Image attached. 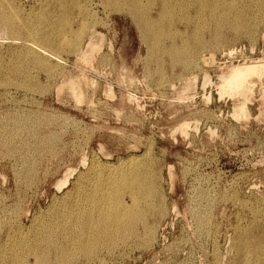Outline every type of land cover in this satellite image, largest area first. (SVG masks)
<instances>
[{"label":"rangeland","instance_id":"374dc122","mask_svg":"<svg viewBox=\"0 0 264 264\" xmlns=\"http://www.w3.org/2000/svg\"><path fill=\"white\" fill-rule=\"evenodd\" d=\"M0 1L7 4V6L9 5L8 7H11L12 10L14 12H16L15 13L16 18L18 20L20 19L21 21H23L25 23L36 22V20L39 18V13H40V16H46V18L50 17L49 18L50 20L51 19L52 20L59 19L62 17L61 16L62 7L65 5H68V4H69V6L73 5L72 8L78 7L79 9H76L75 11H73L71 14V17L68 16L70 18V22H71L70 27L71 28L72 27L77 28L79 26L78 25L79 20L75 19L76 21H74L75 16H73V15H74V13H77V10H81V12L83 14L82 21L86 22L90 26V29H94V30H96V33H99V36H96L95 38H97V40H99L100 36L103 35L102 39H104L102 51H100V53L97 54L96 59H95L96 61L93 62V65H92L94 67L93 69L91 67V69L89 70L86 65H82L80 63L78 64L77 58L75 57V55L73 53H72L73 54L72 55L71 53H68L69 51H67V50H61V51L59 50L62 54L59 51H58V53H56V51H55V53L59 54L58 56H60V58H59L60 63L57 62V64L59 65L58 69L61 68V70H58L57 72H50V71L47 72V70H45L44 68H40V66L38 64H36V65L32 64L33 62L31 63L30 59L25 57L26 52H24L25 50L22 48V44L25 42V40H28V39H26L27 37L25 36V34H26L25 28L23 30V27L18 25L21 27V29H20V27H17L18 28V33H17L18 35H16L14 38H16L15 41L17 43L18 42L19 43L16 46V42L12 44L13 40L11 38L13 36L8 35L5 32H3L1 30V27H0V36L3 37V38L0 37V73H1L0 78L2 79V80L0 79V122L3 120V118L4 119L7 118V120L10 119L9 122L6 120H3L0 123V124H2L4 122L1 125L2 127L0 126V128H1L0 129V135L3 134L2 135L3 138L0 137V140L2 139L1 143H0V145H1V147H0V158H1L0 159V195L2 196V199H3V200L0 199V212H1L0 213V252H1L0 256L1 255L4 256V257L0 258V264H7V263L11 264L10 263L12 261L11 259L15 257L14 252L17 255V253L19 251L20 252L18 253V258H20L21 256L22 257L19 260V259H17V256H16L12 261V262H14V264H17V263H15L16 259L18 260L16 262H20L22 264H25V262H26V264H35L34 263L35 256L37 254H41L43 252V249H44V252L46 251L45 253L47 255V258L48 259L50 258L48 260L49 261L48 264H52V263L53 264H55V263L60 264L62 262L64 264H80V263L85 264V262L87 264L89 262H90L89 264H109V263L110 264H121V263L122 264H172V263L173 264H188V263L189 264H222V262H223V264H233V263L234 264H256V263L257 264H264V245H261V244H264V139H263L264 138V104H262L260 97H259V91L258 90L260 89V82L257 81L256 79H254L255 80V85H254L255 87L253 88V90H255V91L252 93L251 98L249 100V103L247 104V106L249 108L248 109L249 117H247L246 121L244 119H241V120L236 119L237 120V122H236L235 118H233L234 120L232 119V117H231L232 116L231 115L232 109H233L232 107H233L235 101L230 99V98H227L226 95H224L225 97L222 96V98H224V99H222L220 97L217 89H215L216 85H217L216 82H218L216 79V76H215L216 71L218 69L219 70L223 69L224 64L229 65L230 63L233 62V64L236 65V64H241L243 62L256 61L259 58L264 59V41H263V39H261L262 34L264 33V21L262 22V24H261V22H259V21H262L258 18V16H261V14H260L261 11L259 9L258 4L256 5V3H257L256 0H249L248 2H246V0H245L246 3L241 2L240 0H236L234 2L238 6V9H241V8L243 9L245 7V29H246L245 31H246V33L244 30H243L244 32L234 30V27L231 25H228V26L223 25L224 27L220 26L221 27L220 28L221 34L227 32V30H228V33H225V34L221 35V37H220L219 46L221 49L218 46L216 49L217 51L214 50L213 53L210 52L213 54V61L211 63L207 62L203 67L201 65V69L192 68V70H191V68L184 69V67L181 66V64H178V63L174 64V62L171 61L172 60L171 57H169V55L166 53L161 55L160 58H158V54H156V56H155V53H154L155 51L153 52V48L149 47L150 46L149 40H148V43L144 44L145 42H147V39H145V37L141 33L139 25L137 24V22L134 20L132 21L130 14L128 13V11H126L127 8H121V9L116 8L115 9L113 6H111L107 3V0H50V2H49V0H39V1L38 0H12V1L11 0H5L6 2L4 0H0ZM220 1H219V5L227 6V4L231 0H220ZM37 2H38V4H37ZM250 2L252 4H250ZM254 2H255V6H252V5H254ZM12 3L14 6H16V5L17 6L14 7L13 5H10ZM143 3L145 4L146 2H143ZM225 3H227V4H225ZM248 3H249V5H248ZM245 4H247V5H245ZM19 5H21V6H19ZM44 6H45V8H44ZM54 6H56V7H54ZM104 7H106L105 10L107 8H110V9H107L105 11ZM13 8H15V9H13ZM193 8L194 7L192 5H189V7H188V5L184 6V7H182V9H179L180 11L177 10V11H175V13L172 14L173 19H172V17L167 19L166 23H168L169 26L171 24V26L169 27V31H171V32L173 31L172 33L174 35L176 33V36L174 37V39H173V37H170V36H164V38H162V41L163 42L165 41L164 44L166 47H168L172 41H174L175 44H177V45H180L182 43V41H187V42L191 43L192 45L195 43L194 40L196 38H194L195 37L194 31L197 27L196 26L197 25L196 24V22H197L196 16L195 17L194 16H186L187 14L193 15V12H192ZM54 9H56V10L54 11ZM17 10H18V12H17ZM42 10L46 11L49 16L46 15V12H44V11L42 12ZM118 10H123V11H118ZM186 10L187 11L189 10V12H186ZM256 10L259 11L260 13L257 12ZM95 11H96V13H95ZM177 12H180V13H177ZM255 12H257V13H255ZM184 13H186V14H184ZM253 13H255V14H253ZM26 15H27V18H26ZM50 15L53 16V18H51ZM126 15H129V16H127V18H126ZM174 15H177V16H174ZM220 16H225V15L221 13ZM241 16H244V14L241 13ZM176 17L177 18L181 17V18L178 20ZM185 17H189V18L192 17L193 19L191 18L189 20H185ZM206 17H208V16L205 15L204 18H206ZM100 18H102V19H100ZM194 18L196 21L195 23L193 22ZM90 19H91L92 23H90ZM95 19L97 20L96 22H95ZM50 20L47 19V21H50ZM109 20L111 23L109 22ZM186 21L189 23L187 24ZM77 22H78V24H77ZM133 23H134V25H133ZM183 23H184V25H183ZM91 24H93L95 27L91 28V27H93V25H91ZM191 24H192V26H191ZM194 24H196V25L194 26ZM100 26H102L103 29ZM105 26H107L108 28ZM166 26H167V24H166ZM173 26L175 27L176 30L172 29V28H174ZM184 26L186 27L187 32L184 29L185 28ZM210 26H213L212 28L209 27L210 29L214 28L213 24H211ZM226 26H227V28H226ZM254 26H255V28H252ZM257 27H258V29H257ZM224 29H226V30H224ZM20 30L23 31V33H21V37L19 36ZM210 31L211 30H209V29L202 30V35H203L204 40H210L211 39L210 38L211 36H209L210 34H207V33H211ZM232 31H233V33H232ZM236 32H237V34H236ZM256 32H257V35H256ZM140 33L142 34V36ZM251 33L255 34L256 36L252 35ZM190 34H192V35H190ZM247 34H248V36L249 35L250 36L248 37ZM188 37H189V39H187ZM250 37H252V38H250ZM256 37H258L257 40H256ZM8 38H9V40H8ZM20 38H21V40H18ZM22 38L23 39L25 38V40H23ZM141 38H144V39H141ZM184 38H186V40H184ZM224 38L225 39L228 38V39L225 40ZM233 38H234V40L235 39L236 40L235 41L232 40ZM175 39H177V41ZM192 39H193V41H192ZM251 39L253 40V43H255V45L251 42L252 41ZM222 40H224V41H222ZM6 41L7 42L9 41V42L7 43ZM142 41H143V43H142ZM225 41H226V44H225ZM240 41H241V43H240ZM247 41H248V44H247ZM20 42L21 43L23 42V43L21 44ZM140 42H141V44H140ZM221 42H223L225 46ZM249 42L252 43V46H251V43L249 44ZM248 45H250V46H248ZM19 46L22 48V50ZM148 47H149V49H148ZM16 50H18V51H16ZM150 50H152V51H150ZM63 51H64V53H63ZM201 51L204 53H202ZM233 51L235 53H233ZM208 53L209 52L207 50H204V51L200 50L199 51V55L201 54L205 58L208 57ZM229 53H231V54L229 55ZM102 54L106 59L101 56ZM166 55L169 57L170 61L167 60L168 57H166ZM148 56L150 57V60H149ZM155 57H157V58H155ZM61 59H63V60H61ZM111 59L113 60V62ZM134 59H135V61H137L139 63L136 64ZM98 60H99V62H97ZM15 61L17 64L15 63ZM26 61H28V63H26ZM52 62H54V61H52ZM143 62H144V64H143ZM149 62L152 63V65L147 64ZM160 62L162 65L160 64ZM215 62H216V64H215ZM71 63H73V64H71ZM219 63H221V65ZM75 64H76V66H75ZM157 64L160 66H158ZM171 64H173V65H171ZM211 64H212V66H211ZM168 65H169V67H168ZM20 66H21V68H20ZM36 66H38V67H36ZM73 66H74V68H73ZM13 67H15V68H13ZM78 67H79V69H77ZM111 67H112V69H111ZM116 67L118 70L116 69ZM122 67L126 71L124 76H121V73H120V70ZM155 67L157 69L159 68L158 69L159 71L156 70ZM167 68H169V69H167ZM204 68H207V69H204ZM13 69H14V71H13ZM75 69H77V70H75ZM162 69L165 71H163ZM7 70H9L7 72L8 74H6ZM30 70H31V72H30ZM32 70H34V72ZM62 70H63L65 79L71 77V75H77L78 73H75V72L78 71L80 73L78 75L83 74L84 76H87V78H89V80H91L94 83L93 86H83V99L81 102H77L66 91H58V87H59L58 85H60V82L64 79L61 75ZM115 70H116V73H114ZM161 70L163 73L161 72ZM10 71H12V72L9 73ZM41 71H42V73H41ZM44 71H45V74H44ZM204 71L205 72L207 71V74L209 75V77H211L210 78L211 83H210V85L208 84V87H206V85H205L206 88L201 87V85L203 83L202 80H203V76H204ZM59 72H60V74H59ZM92 72H93V74H91ZM143 73H145V74H143ZM164 73H165V75H164ZM19 74H20V76H19ZM53 74H55V75L53 76ZM107 74L109 76H107ZM150 74H151L152 79L149 77ZM179 74H180V77H179ZM182 74H184L185 76ZM6 75L10 79L7 77V79L5 78V80H3V78L6 77ZM33 75H34V78H33ZM57 75H60V76H57ZM193 75L196 77L195 85L188 90V92H187L188 95L186 94L187 95L186 97L179 99L176 96L177 95V93L175 92L177 90L176 87L179 88L181 85H184L189 80L188 77L190 79H192L194 77ZM29 76H31V78ZM99 76H101V77H99ZM143 76L146 78L145 81H144ZM13 77H15V78H13ZM36 77H39V78H36ZM53 77H54V79L50 80V78H53ZM57 77H58V79H57ZM106 77H108V78H106ZM127 77L128 78L132 77L133 84L129 83V79ZM159 77L161 78L160 82H159ZM173 77H174V79H173ZM17 78H18V80H17ZM22 78H24V79H22ZM113 78H115V79H113ZM120 78H123L122 79L123 82L121 81ZM178 78H179V80H178ZM13 79H14V81H13ZM34 79H36V80H34ZM8 80H10V81L12 80V81L11 82L9 81L10 82L9 83ZM24 80H26V81H24ZM46 80H47V82L45 83ZM127 80H128V83H127ZM169 80H171V81L169 82ZM4 81H6V82H4ZM137 81H139V83ZM162 81H164V82L162 83ZM178 81H179V85H178ZM183 81H184V83H183ZM262 81L264 82V80H262ZM147 82L149 83V85ZM4 83H7L9 86L7 84H4ZM34 85H36V86H34ZM124 85L126 87V90H124V88H125ZM158 85H160V87L163 90ZM171 85H172V87H170ZM5 86H6V88H4ZM22 86H23V89H22ZM48 86H50V87H48ZM54 86H56V87L58 86V87L54 88ZM105 86H106V88H105ZM121 86H123V87H121ZM173 87H174V89H173ZM19 88H20V90H19ZM38 88L40 91H38ZM203 88L205 89V93H204ZM17 89H18V91H17ZM108 89L112 90L114 97L111 96V98H113V99L109 98L110 96L108 94L109 93ZM33 90H34V92H33ZM122 90H124V91H122ZM134 90H136V91H134ZM157 90L160 93H158ZM25 91H26V93H25ZM35 91H37V92H35ZM41 91L42 92L44 91V92L42 93ZM138 91H139V93H138ZM46 92H47V94H46ZM63 92H64V94H63ZM166 92H168V94ZM210 92H211V94H210ZM3 93H4V95H3ZM35 93H37V94H35ZM39 93L41 95L43 94V97ZM55 93H57V94H55ZM129 93H131V94H129ZM216 93H218V94H216ZM254 93H255V95H254ZM38 94H39V96H38ZM106 94H108V95H106ZM123 94H125L124 95L125 97L123 96ZM58 95H59V97H58ZM63 95L65 97H62ZM154 95H155V97H153ZM162 95H165V96H163V98H162ZM196 95H198V96H196ZM56 96H57V98H56ZM106 96H109V97H106ZM129 96H131V97H129ZM89 97H91L92 99L91 98L89 99ZM128 97L131 99L133 98V101L130 100ZM159 97H161L162 99ZM176 97H177L176 100L178 102H176V100H175ZM205 97H207V98H205ZM218 97L221 99H219ZM60 98H61V100H60ZM70 98H72V99H70ZM139 98H140V100H139ZM165 98H166V100H165ZM173 98H174V100H173ZM135 99H137L136 103L134 101ZM32 100H34V101H32ZM68 100H69V102H68ZM73 100H75V101H73ZM90 100L93 103V105H89L91 102H88V101H90ZM17 101H18V103H17ZM97 101L100 104H98ZM128 101L131 103H129ZM192 101L193 102L195 101V102L193 103ZM6 102H7V104H6ZM28 103L31 105H29ZM33 104H35V105H33ZM87 104H88V106H87ZM121 104H124V105H121ZM189 104H191V105H189ZM79 105H81V106H79ZM142 105L144 108L142 107ZM179 105H181V106L179 107ZM184 105H188L189 108L186 109V106H184ZM196 105H199V106L197 107ZM192 106H194V107H192ZM85 110L88 111V113H86ZM174 110H175V114H174ZM180 110H181V112H180ZM202 110H204V111H202ZM17 111L19 113H17ZM205 111H208V113L206 112V114H208V116H206ZM212 111L215 114H213ZM196 112H197V114H195ZM15 113L17 116L15 115V117H14ZM23 113H24V115H23ZM41 113H42V115H40ZM46 113H48L49 115L52 114V115H50L52 118L50 116H48V114H46ZM97 114H99L100 116L99 115L97 116ZM198 114H200L201 116ZM219 114L222 116H220ZM18 115H20V116H18ZM43 115L45 116V118L43 117ZM58 115H59V117H58ZM214 115H216V116H214ZM120 116H122V117H120ZM131 116H132V118H134V121H132L133 119L131 120ZM16 117H17V119H16ZM18 117L19 118L21 117V118L19 119ZM46 117H48L49 119ZM203 117H205V118H203ZM212 117L217 118L219 121L213 118L214 119V122H213ZM13 118L15 120H13ZM38 118L42 119V120L39 121ZM135 118H137V120H135ZM184 118H185V120H184ZM18 119L20 122L18 121ZM23 119H25L26 122ZM33 119H35V120L38 119V120L33 121ZM59 120H60V122H59ZM30 121H31V123H30ZM196 121H197V123H196ZM13 122H14V125H13ZM38 122H39V124H38ZM62 122L65 123L62 125L64 127L61 126ZM134 122H136V123H134ZM181 122H187V123H189V126H190V127L188 126L187 131H186L188 133L184 134V135H187L185 137H184L183 133L180 134L179 131H177V134H176L175 128ZM24 123H25V125H24ZM26 123L28 125H26ZM35 123H36V126H35ZM55 123H57V124H55ZM78 123H80V124H78ZM194 123H196V124H194ZM10 124H12V125L10 126ZM32 124H34V128H33ZM16 125H18V127ZM42 125H44V126L42 127ZM194 125H196V127ZM198 125H200V126H198ZM28 126H30L31 128L29 127L30 129H28ZM37 126H38V128H36ZM193 126L198 129L197 130L198 132L196 131V129ZM3 127H5V129H7L6 132H8L9 134L4 132L5 129H3ZM16 127L18 128V130ZM46 127H48V128H46ZM61 127L63 130L61 129ZM23 128H25V130ZM215 128H216V130H215ZM11 129H12V131H11ZM31 129L33 130L34 133L32 132ZM36 129H38V130H36ZM174 129H175V131H174ZM150 130H151V132H150ZM210 130L212 131V133H208ZM1 131H3V133ZM54 131L57 134L59 133L58 135H60V136H57V134ZM90 131L93 134H91ZM194 131H196L197 133H195ZM14 132L18 133V134L16 133L18 135V137L16 136V134ZM30 132H31V135H29ZM51 132H53L52 133L53 135L51 134ZM4 133L6 134V136ZM19 133H21V134H19ZM32 133L34 134V137L30 138V136L32 137ZM7 134L9 137H7ZM45 134L49 135V136H46ZM215 134H216V136H215ZM19 135H20V137H19ZM35 135H36V137H35ZM50 135H52V136H50ZM188 135H189V137H188ZM211 135H213V136L211 137ZM14 136H16V137H14ZM21 136H22V138H21ZM25 136L26 137L29 136L30 139L26 138ZM150 136H152V137H150ZM12 137L15 139L17 138L18 140L16 139L17 140L16 141ZM23 137L25 138V140ZM74 137H76V138H74ZM7 138L8 139L10 138V139L7 140ZM20 138H21V140H20ZM34 138H35V140H34ZM52 138H54V139H52ZM129 138H130V140H129ZM137 138H139V139H137ZM173 138L176 139V141ZM32 139L34 142L31 141ZM49 139H50V141H49ZM3 140L5 141V146H3L4 145ZM26 140H27V142H26ZM46 140L48 143L47 145L44 144V143H46V142H44ZM53 140L56 142L53 143L54 142ZM132 140H133V142H132ZM12 141H14V144L12 143ZM18 141L21 143L19 144ZM41 141L43 142V146H40V145H42ZM48 141L51 142L50 144L52 146L49 145ZM140 141H142V142H140ZM38 142H40V143H38ZM136 142L140 143V144H137ZM25 143H27V144H25ZM28 143H30V144H28ZM11 144H12V146H11ZM32 144H34V145H32ZM53 145L54 146L56 145V147H54ZM6 146L9 149V151L8 150L6 151V149H7V148H5ZM259 146H260V148H258ZM17 148H18V151L20 150L19 155H18V151H16ZM19 148H21V149H19ZM26 148H28V150ZM10 149H11V152H10ZM48 149L49 150L51 149L52 151L51 150L49 151ZM56 149H57V151H55ZM147 149H148V151H147ZM22 150H24V151H22ZM53 150L55 153L53 152ZM12 151H14V152H12ZM28 151H30V153ZM99 151L101 154L99 153ZM146 151L149 153L150 156L148 155V153ZM27 152H28V155H27ZM33 152H35V155ZM84 152H86V154H85V160L86 161H85V164L83 166V163H81V161L84 158V154H83ZM94 153H95V155H94ZM155 153L157 156L154 155ZM23 154H24V156L26 155L29 159L32 157L30 159L32 161V163L28 158L25 159L26 156L25 157L22 156ZM1 155H3V156H1ZM10 155H12L11 158H10ZM17 155L19 158H21V160L18 159ZM31 155H34V156H31ZM50 156H52V159ZM96 156H97V158H96ZM81 157H82V159H81ZM128 157H133L135 159V162H133L134 165H132L131 167H129V165H127L123 162V159L125 160ZM136 157L138 160H136ZM44 158L48 161H46ZM23 159L26 160V162L23 161ZM40 159H41V161H40ZM99 159H100V161H99ZM118 159H119V161H118ZM42 161H44V162H42ZM95 161H97V162H95ZM27 162L31 163V165L30 164L28 165ZM70 162H72V163H70ZM121 162H123L124 164ZM137 162H139V163H137ZM153 162H154V164H153ZM25 163H27V166L24 165ZM93 163L96 167L94 165H91ZM34 164L37 166V169L35 168L36 166ZM106 164L108 165V170H106V168H107ZM100 165H101V167H100ZM109 165H111V166H109ZM126 165H127V167H126ZM139 165L141 167H139ZM28 166H30V169H28L29 168ZM121 166H123V167H121ZM134 166L135 167L138 166L140 168V170L142 172L143 179L146 182V185H148V187L151 185L150 186L151 188L148 189L147 196L144 199H146V201H148L150 204L157 206V208L155 209V211L153 213V216L152 217L148 216V220H149L148 224L153 229L152 234L151 235L148 234L149 238L144 237L146 234L143 233L142 227L138 226L137 227L138 230L136 229L137 232L134 235L136 240L132 236H129L128 238L125 237L122 240L117 237L113 241L114 242L113 244L111 242V244H112L111 245V244H109L110 242L108 240H106V238L103 239V237H102L101 242L97 243L99 246H94L97 244H94L93 246H91L92 252L91 251L88 253L83 252L82 250L85 248L86 245L83 246L82 245V244H84L83 242H79V243L73 242L74 240L71 239L73 233L71 234V232L69 231V226H71V224L73 223V219H72L73 217L72 216H73V214H75L74 210L75 209L76 210H78V209L84 210V208H86V210L87 209L90 210L91 204L93 205L92 209H95L96 205L94 203L97 200L96 198H100L102 196L101 195L102 193H107V194H109L111 192L113 193V191H112L113 187L110 186V184H109V186L106 185V183L108 181L104 180V179L110 178L111 174L114 173L116 171V169L119 170V169L123 168L125 170V169L132 168V167L134 168ZM158 166L160 168H158ZM164 166H165V168L162 169V167H164ZM97 167H98V170H97ZM110 168H111V170H110ZM31 169L33 170V173L31 172L32 171ZM34 169L36 172L34 171ZM66 169H74L75 170L74 174L72 175V178L70 179V184L68 186H62L63 188L61 187V189H60L61 191L56 190L55 189L56 188L55 183L58 179H60L63 176ZM89 169H91V170H89ZM94 169H96V170L94 171ZM150 169H152V171ZM155 169H157V170H155ZM171 169H173L174 171ZM26 170H28V171H26ZM37 170H38V172H37ZM99 170L101 172H99ZM147 170L149 173L147 172ZM17 171H18V173H17ZM110 171H112V172H110ZM24 172L30 173V176H29V174L24 173ZM104 172H106V173H104ZM34 173H36V174H34ZM101 173H102V175H101ZM109 173H110V176H109ZM17 174H20V175H18L19 177H17ZM99 175L101 176L100 179H99V177H100ZM169 175L172 179L169 177ZM34 176H36V177H34ZM23 177H24V179H23ZM14 178H16V179H14ZM19 178H20V180H19ZM27 178H28V180H27ZM29 178H30V180H29ZM33 178L34 179L39 178V179L37 181H35ZM96 178L98 179V181L94 180ZM150 178H152V180ZM160 178H162V179L160 180ZM104 181H106V182H104ZM26 182H28V183H26ZM29 184H31V185H29ZM84 184H86V185H84ZM102 184H104V185L102 186ZM152 184H154V185H152ZM94 185H96V186H94ZM82 186H83V190H82ZM26 187H28V188H26ZM96 187H98L99 189H96ZM250 187H252V188H250ZM72 188H74V189H72ZM88 188H89V190H86ZM77 189H79V190H77ZM94 189H96V190L94 191ZM102 189L104 191H102ZM35 190L37 192H35ZM150 190H152V191H150ZM84 191H85V193H84ZM78 192H80V193H78ZM81 192L84 195H82ZM148 194H149V196H148ZM160 195H162V196H160ZM1 196H0V198H1ZM95 196H98V197H95ZM69 197H71V200ZM91 197H95V199L93 198L94 199L93 200ZM147 197H149V199ZM157 197L159 198V200H157L158 199ZM85 198L86 199L88 198L87 201H85L86 200ZM90 198H91V202H90ZM123 198L126 202H128L127 201L128 200L127 193L123 194ZM73 199L76 200L75 201L76 205L74 204L75 202L72 201ZM245 199H247V200H245ZM67 203H69V204H67ZM4 204H6V205H4ZM82 204H84V205H82ZM54 205H55V207H54ZM77 206H78V208H77ZM85 206H87V207H85ZM18 207L20 208L19 210L17 209ZM38 207H39V209H38ZM172 209L174 212L172 211ZM55 210H56V212H55ZM89 210H87V211L89 212ZM5 211H6V213H5ZM9 211H11V212H9ZM22 211H23V213H22ZM49 211H50L51 216L49 214ZM70 211H72L73 213ZM92 211L96 212L95 210H92ZM62 212H64V213H62ZM161 212H162V214H161ZM235 215H236V217H234ZM52 216L54 218H51ZM59 216H61V217H59ZM164 217H166V218H164ZM11 218L13 220H11ZM235 218L237 221H235ZM243 218L245 220H243ZM35 219H37V220H35ZM53 219H55L57 222ZM34 221L35 222L37 221V223H35ZM52 221H53V223L56 222V226H53L55 224H53ZM158 221H159V223H158ZM225 221H226V223H225ZM244 221H246V222H244ZM58 222H60V223L58 224ZM154 222L155 223L157 222L158 224L157 223L154 224ZM62 223L65 224V226L62 225ZM35 224H36V226H35ZM42 225L44 228L42 227ZM38 226L41 227L42 230L40 228H39V230H37ZM48 226H50L51 229L54 228L56 230L53 229L51 231L52 232L51 233L50 232L51 229H49ZM228 226H229V228H228ZM199 228H201V229H199ZM33 230H34V232H33ZM46 230H47L48 234H51L53 236V237H51V240L53 238L52 242L55 243L54 244V243L50 242V243H52V245L50 243H48L47 244L48 247H47V245L44 246V243L42 245L40 244L43 242L41 240H44L45 242H47L45 240L46 236L48 238V234L45 232ZM89 230H87V232L91 233V230L90 231ZM24 231H26V232L24 233ZM28 231H31V232H29V234H27ZM37 231H38V233H37ZM54 231H55V233H53ZM61 231H63L64 234ZM139 232H140V234H139ZM232 232H233V234H232ZM65 233H66V235H65ZM156 233H157V235H156ZM227 233H228L229 237L227 236ZM36 234L38 236H36ZM136 234H138L137 237H136ZM143 234H144V236H143ZM43 235H45V236L43 237ZM68 235H69V238L71 239V241L73 240L72 242L68 238ZM59 236H61V238ZM13 237H14V239H13ZM28 237L30 239L32 238L34 240H32V239L29 240ZM36 237H37L38 242L35 239ZM252 237H254V238L252 239ZM257 237H260V238H257ZM26 238H27V240H26ZM40 238H41V240H40ZM126 238L129 240H127ZM137 238L140 241V242L138 241V243L136 242ZM228 238H229V240H228ZM244 238H247V239H244ZM118 239H120L121 241ZM141 239H143V241ZM237 239H239L238 241H240V242H238ZM10 240H11V242H10ZM55 240L56 241L58 240V242H55ZM22 241H24V242H22ZM26 241H28V242L30 241L31 242V243L29 242L30 245L32 244V242L33 243L35 242V244H33V246H30L29 243H27ZM106 241H107V243H106ZM18 242L20 244L23 243L22 244L23 246L22 245L19 246L20 244H18ZM102 242L105 244H103ZM133 242H136V243H133ZM233 242H234V244H233ZM4 243H5V245H4ZM10 243L12 244V246L10 245ZM36 243H38V245H39L38 248H36L37 247ZM67 243L68 244L71 243V244H69V246L71 245L73 247H71V248L68 247ZM72 243L73 244L75 243L76 246L77 245L78 246L76 247L75 244L73 245ZM80 243H82V244H80ZM100 243H101V245H100ZM117 243H119L120 246ZM129 243H131L132 245ZM27 244L30 247V249L27 246ZM58 244H59V246H58ZM60 244L62 245V247ZM136 244H137V246H136ZM40 245L43 247H41ZM50 245H51V247H49ZM79 245L80 246L82 245V246L80 247ZM87 245H89V244H87ZM104 245H106V247H108V248L110 246V249H108L106 247H105V249H103ZM243 245H245V249H246L245 254L240 251V249ZM247 245H249L250 248ZM52 246H53V249H52ZM23 247H26V248L28 247L27 248L28 250L26 248L24 250ZM55 247H58L57 250H55L56 249ZM59 247H61V248H59ZM96 247H98V248H96ZM162 247L164 248V250L163 249L161 250ZM174 247H175V249H174ZM3 248H4L5 253L3 251ZM49 248L52 249V250H50V252H52L53 254L55 253V255H53L52 253H49ZM62 248H64V249L68 248L67 250L69 252L67 254L68 255L67 257L70 258V256L72 255L70 258L71 260L65 256H63L64 259L62 257H61L62 260L59 259L60 256L58 255L59 252L57 253V251L58 250L60 251V249H62ZM81 248H82V250H81ZM31 249H33V250H31ZM117 249H119V251ZM127 249H128V252H127ZM172 249H174L175 251ZM208 249H209V251H208ZM262 249H263V251H262ZM23 250L26 251V253L27 252L30 253V255L23 252ZM34 250L37 252H35ZM137 250H139V251H137ZM255 250H257V251H255ZM40 251H41V253H40ZM161 251H163V252L161 253ZM165 251L166 252L168 251V252L166 253ZM246 251H247V254H246ZM7 252H11L14 256L12 255V258H11V253L8 254ZM32 252H35V253L32 254ZM126 252L128 253V255ZM3 253L6 255H4ZM69 253H70V255H69ZM121 253H123V254H121ZM168 253H170V254H168ZM248 253L250 254V257H249ZM50 254L52 257H50ZM171 254H172V256H171ZM90 255H91V257H90ZM93 255L95 257H93ZM116 255H118V257ZM176 255H177V258H176ZM247 255H248V258H247ZM7 256H8V260H6ZM105 256H107V257H105ZM5 257H6V259H5ZM25 257H27V259ZM53 257H55L57 261L55 259H53ZM171 257H173V259ZM22 258H25V259H22ZM93 259H94V261H93ZM58 260L60 262H58ZM173 260H174V262H173ZM53 261H55V263ZM4 262H6V263H4ZM247 262H249V263H247Z\"/></svg>","mask_w":264,"mask_h":264},{"label":"bare ground","instance_id":"6f19581e","mask_svg":"<svg viewBox=\"0 0 264 264\" xmlns=\"http://www.w3.org/2000/svg\"><path fill=\"white\" fill-rule=\"evenodd\" d=\"M5 1V0H4ZM12 1V0H11ZM39 1V0H38ZM219 1L220 0H107V3L109 4V5H111V6H113L115 9L117 8V9H121V8H127V10L126 11H128V13L130 14V17L132 18V21L134 20V21H136L137 22V24L139 25V28H140V31H141V33L143 34V36L145 37V39H147V42H145L144 44H146V43H148V40H149V43H150V48H153V52L155 53V56H156V54H158V58H160L161 57V55H163V54H168L169 55V57H171V61H173L174 62V64L175 63H178V64H181V66H183L184 67V69H187V68H191V70H192V68H196V69H201V65H202V67L207 63V62H212L213 61V52H214V50H216L217 49V47L219 46V40H220V37H221V35H223V34H225V33H228V30H227V32H225V33H222L221 34V32H220V26H223V25H231V26H233L234 27V30H236V31H245L246 29H245V7L242 9H238V6L234 3L236 0H231L228 4L227 3H225V4H227V6H222V5H219ZM241 2H244V3H246V2H248L249 0H246V2H245V0H240ZM6 2V1H5ZM42 2V1H41ZM48 2V1H47ZM49 2H50V0H49ZM48 2V3H49ZM52 2V1H51ZM57 2V1H56ZM67 2V1H66ZM69 2V1H68ZM143 2H146L145 4L143 3ZM221 2V1H220ZM228 2V1H227ZM256 5L258 4V6H259V9H260V11H261V13L259 12V11H257V12H259L260 14H261V16H258V18L260 19V20H262V21H259V22H261V24H262V22L264 21V0H256ZM46 3V2H45ZM94 3V2H93ZM9 4V3H8ZM20 4V3H19ZM37 4H38V2H37ZM41 4V3H40ZM51 4V3H50ZM49 4V5H50ZM72 4V3H71ZM221 4V3H220ZM242 4V3H241ZM240 4V5H241ZM250 4H252L251 2H250ZM10 5H13V3L12 4H10ZM16 5V4H15ZM22 5V4H21ZM21 5H19V6H21ZM46 5V4H45ZM54 5V4H53ZM57 5V4H56ZM63 5V4H62ZM65 5V4H64ZM188 5V7H189V5H192L194 8H193V10H192V12H193V15H190V14H187L186 16H196V21H195V18H194V23L196 22V24H194V26L196 25L197 27H196V29H195V31H194V38H196L194 41H195V43L192 45L191 43H189V42H187V41H182V43L180 44V45H177V44H175V42L174 41H172L171 42V44L168 46V47H166L165 46V44H164V42L162 41V38H164V36H170V37H173V39H174V37L176 36V33H175V35L171 32V31H169V27L171 26V24H170V26H169V24L168 23H166L167 22V19H169V18H171L173 15V13H175V11H177V10H179V9H182V7H184V6H187ZM224 5V4H223ZM239 5V6H240ZM243 5V4H242ZM245 5H247V4H245ZM248 5H249V3H248ZM9 6V5H8ZM7 6V4H5L4 2H2V1H0V27H1V30L3 31V32H5L6 34H8V35H11V36H13L11 39L13 40V42H12V44L13 43H15L16 41H15V39L16 38H14L16 35H18L17 33H18V28L17 27H20V26H22L23 27V30H24V28H25V30H26V34H25V36L27 37L26 39H28V40H25V38L23 39V40H25V42L22 44L21 42V44H22V48L25 50L24 52H26V55H25V57H27V58H29L30 59V61H31V63L32 64H38L39 66H40V68H44L45 70H47V72H57L58 70H61V68L60 69H58L59 67V65L57 64V62L58 63H60V60H59V58H60V56H58L59 54H56V53H58V51L60 50H67V51H69L68 53H73L74 55H75V57L77 58V63L79 64H82V65H86L87 67H88V69L90 70L91 69V67H92V69L94 68L92 65H93V62L94 61H96L95 59H96V56H97V54H99L100 53V51H102V46H103V40L104 39H102L103 38V35H101L100 36V39L99 40H97V38H95L96 36H99V33H96V30H94V29H90V26L86 23V22H84V21H82V16H83V14H82V12H81V10H77V13H74V15L73 16H75L74 17V21H76L77 19L79 20L78 22H79V24H78V22H77V24L79 25H77L78 27L77 28H71L70 27V18L68 17V16H70L71 17V14H72V12L73 11H75L76 9H79L78 7H76V8H72L73 7V5L72 6H69V4L68 5H65V6H63L62 7V14H61V18H59V19H56V20H50L49 18L50 17H48V18H46V16H40V13H39V18L36 20V22H34V23H25V22H23V21H21L20 19L18 20L17 18H16V12H14L13 10H12V8L11 7H8ZM14 6V5H13ZM17 6V5H16ZM16 6H14V7H16ZM52 6V5H51ZM252 6H255V2H254V5H252ZM50 7V6H49ZM54 7H56V6H54ZM90 7V6H89ZM155 7V8H154ZM40 8V7H39ZM44 8H45V6H44ZM92 8V7H91ZM105 8L106 7H104V10H105ZM13 9H15V8H13ZM25 9V8H24ZM29 9V8H28ZM107 9H110V8H107ZM106 9V10H107ZM257 9V8H256ZM258 9V10H259ZM39 10V9H38ZM48 10V9H47ZM51 10V9H50ZM56 9H54V11H55ZM105 10V11H106ZM190 10V9H189ZM189 10L187 11L186 10V12H189ZM21 11V10H20ZM34 11V10H33ZM44 10H42V12H43ZM59 11V10H58ZM118 11H123V10H118ZM180 11V10H179ZM17 12H18V10H17ZM40 12V11H39ZM44 12H46V11H44ZM52 12V11H51ZM61 12V11H60ZM98 12V11H97ZM257 12H255V13H257ZM28 13V12H27ZM36 13V12H35ZM56 13V12H55ZM95 13H96V11H95ZM100 13V12H99ZM102 13V12H101ZM177 13H180V12H177ZM224 14L225 16H220V14ZM241 13L242 14H244V16H241ZM252 13V12H251ZM255 13H253V14H255ZM45 14V13H44ZM51 14V13H50ZM54 14V13H53ZM52 14V15H53ZM91 14V13H90ZM184 14H186V13H184ZM21 15V14H20ZM46 15L47 16H49L48 15V13L46 12ZM102 15V14H101ZM105 15V14H104ZM117 15V14H116ZM179 15V14H178ZM181 15V14H180ZM204 15V16H203ZM205 15H207L208 17H206V18H204L205 17ZM32 16V15H31ZM51 16V15H50ZM55 16V15H54ZM127 16H129V15H126V18H127ZM174 16H177V15H174ZM182 16V15H181ZM25 17V16H24ZM99 17V16H98ZM107 17V16H106ZM19 18V17H18ZM26 18H27V15H26ZM51 18H53V16H51ZM105 18V17H104ZM175 18V17H174ZM177 18V17H176ZM181 17H179V18H177L178 20L180 19ZM183 18V17H182ZM192 18V17H191ZM191 18H189V17H185V20H189V19H191ZM17 19V20H16ZM23 19V18H22ZM31 19V18H30ZM33 19V18H32ZM47 19L48 20H50V21H47ZM55 19V18H54ZM76 19V20H75ZM100 19H102V18H100ZM129 19V18H128ZM172 19H173V17H172ZM176 19V20H177ZM184 19V18H183ZM193 19V18H192ZM254 19V18H253ZM104 20V19H103ZM175 20V19H174ZM182 20V19H181ZM31 21V20H30ZM29 21V22H30ZM73 21V22H74ZM94 21V20H93ZM97 20L95 19V22H96ZM100 21V20H99ZM28 22V21H27ZM109 22H110V20H109ZM179 22V21H178ZM177 22V23H178ZM187 22V21H186ZM252 22V21H251ZM258 22V23H259ZM75 23V22H74ZM90 23H92L91 22V19H90ZM98 23V22H97ZM111 23V22H110ZM180 23V22H179ZM189 22H187V24H188ZM191 23V22H190ZM94 24V23H93ZM93 24H91V25H93ZM99 24V23H98ZM97 24V25H98ZM166 24H167V26H166ZM211 24H213L214 25V28L213 29H210L209 27H213V26H210ZM252 24V23H251ZM250 24V25H251ZM18 25H20V26H18ZM96 25V26H97ZM100 25V24H99ZM133 25H134V23H133ZM183 25H184V23H183ZM109 26V25H108ZM191 26H192V24H191ZM227 26H226V28H227ZM95 26L93 25V27H91V28H94ZM100 27H102V26H100ZM105 27H107V26H105ZM135 27V26H134ZM174 27V26H173ZM185 27V26H184ZM224 27V26H223ZM108 28V27H107ZM252 28H255V26L254 27H252ZM20 29H21V27H20ZM102 29H103V27H102ZM138 29V28H137ZM172 29H175V27L174 28H172ZM185 30H186V32H187V29H186V27L184 28ZM204 29H209V30H211L210 32L211 33H207V34H210L209 36H211L210 38V40H204L203 39V35H202V30H204ZM233 29V28H232ZM257 29H258V27H257ZM176 30V29H175ZM194 30V29H193ZM192 30V31H193ZM214 30V31H213ZM224 30H226V29H224ZM230 30V29H229ZM249 30V29H248ZM253 30V29H252ZM109 31V30H108ZM191 31V32H192ZM207 31V30H206ZM205 31V32H206ZM213 31V32H212ZM243 31V32H244ZM250 31V30H249ZM248 31V32H249ZM259 31V30H258ZM20 32V37H21V33H23V31H19ZM184 32V31H183ZM255 32V31H254ZM140 33V34H141ZM232 33H233V31H232ZM241 33V32H240ZM239 33V34H240ZM245 33H246V31H245ZM253 33V32H252ZM251 33V34H252ZM142 34H141V36H142ZM193 34V33H192ZM192 34H190V35H192ZM230 34V33H229ZM236 34H237V32H236ZM235 34V35H236ZM174 35V36H173ZM227 35V34H226ZM241 35V34H240ZM245 35V34H244ZM252 35H255V34H252ZM251 35V36H252ZM256 35H257V32H256ZM255 35V36H256ZM24 36V37H25ZM178 36V35H177ZM189 36V35H188ZM234 36V35H233ZM247 36H248V34H247ZM250 36V35H249ZM248 36V37H249ZM1 37V36H0ZM8 37V36H7ZM224 37V36H223ZM237 37V36H236ZM235 37V38H236ZM261 37V36H260ZM1 38H3V37H1ZM240 38V37H239ZM250 38H252V37H250ZM249 38V39H250ZM257 38L258 37H256V40H257ZM141 39H144V38H141ZM170 39V38H169ZM187 39H189V37L187 38ZM225 39V38H224ZM226 39H228V38H226ZM225 39V40H226ZM245 39V38H244ZM243 39V40H244ZM248 39V38H247ZM261 39H263V41H264V33L262 34V37H261ZM8 40H9V38H8ZM18 40H21V38L20 39H18ZM164 40V39H163ZM176 41H177V39H175ZM182 40V39H181ZM184 40H186V38H184ZM232 40H234V38L232 39ZM236 40V39H235ZM234 40V41H235ZM252 40V39H251ZM146 41V40H145ZM170 41V40H169ZM190 41V40H189ZM192 41H193V39H192ZM222 41H224V40H222ZM239 41V40H238ZM245 41V40H244ZM7 42V41H6ZM9 42V41H8ZM7 42V43H8ZM11 42V41H10ZM181 42V41H180ZM252 43H253V40L251 41ZM251 42H249V44L251 43ZM6 43V44H7ZM19 43V42H18ZM17 42H16V46H17V44H18ZM142 43H143V41H142ZM221 43H223V42H221ZM240 43H241V41H240ZM239 43V44H240ZM245 43V42H244ZM252 43H251V46H252ZM3 44V43H2ZM140 44H141V42H140ZM225 44H226V41H225ZM247 44H248V41H247ZM254 45H255V43H253ZM15 45V44H14ZM148 45V44H147ZM223 45H224V43H223ZM229 45V44H228ZM11 46V45H10ZM15 46V47H16ZM146 46V45H145ZM144 46V47H145ZM225 46V45H224ZM223 46V47H224ZM230 46V45H229ZM235 46V45H234ZM248 46H250V45H248ZM257 46V45H256ZM12 47V46H11ZM14 47V48H15ZM20 47V46H19ZM149 47H148V49H149ZM13 48V47H12ZM21 48V47H20ZM22 48H21V50H22ZM110 48V47H109ZM219 48H220V46H219ZM221 49V48H220ZM226 49V48H225ZM200 50H207L209 53L210 52H212V53H208V57L207 58H205L204 56H202L201 54L202 53H204V52H202L200 55H199V51ZM223 50V49H222ZM221 50V51H222ZM228 50V49H227ZM253 50V49H252ZM16 51H18V50H16ZM55 51H56V53H55ZM59 51V52H60ZM150 51H152V50H150ZM217 51V50H216ZM220 51V52H221ZM225 51V50H224ZM22 52V51H21ZM232 52V51H231ZM14 53V52H13ZM19 53V52H18ZM61 53V52H60ZM63 53H64V51H63ZM112 53V52H111ZM223 53V52H222ZM233 53H235L234 51H233ZM20 54V53H19ZM62 54V53H61ZM67 54V53H66ZM72 54V55H73ZM107 54V53H106ZM105 54V55H106ZM113 54V53H112ZM148 54V53H147ZM151 54V53H150ZM231 53H229V55H230ZM5 55V54H4ZM3 55V56H4ZM23 55V56H24ZM205 55V54H204ZM233 55V54H232ZM15 56V55H14ZM19 56V55H18ZM67 56V55H66ZM102 57H104L103 56V54L101 55ZM107 56V55H106ZM111 56V55H110ZM151 56V55H150ZM154 56V55H153ZM99 57V56H98ZM108 57V56H107ZM149 57V56H148ZM166 57H168L167 55H166ZM169 57H168V59L167 60H169ZM105 58V57H104ZM103 58V59H104ZM111 58V57H110ZM137 58V57H136ZM155 58H157V57H155ZM164 58V57H163ZM243 58V57H242ZM16 59V58H15ZM67 59V58H66ZM106 59V58H105ZM104 59V60H105ZM108 59V58H107ZM153 59V58H152ZM14 60V59H13ZM22 60V59H21ZM61 60H63V59H61ZM112 60V59H111ZM140 60V59H139ZM144 60V59H143ZM147 60V59H146ZM149 60H150V57H149ZM156 60V59H155ZM165 60V59H164ZM10 61V60H9ZM18 61V60H17ZM52 61H54V62H52ZM65 61V60H64ZM75 61V60H74ZM108 61V60H107ZM110 61V60H109ZM134 61H135V59H134ZM148 61V60H147ZM146 61V62H147ZM170 61V60H169ZM239 61V60H238ZM245 61V60H244ZM251 61V60H250ZM23 62V61H22ZM97 62H99V60L97 61ZM112 62H113V60H112ZM158 62V61H157ZM172 62V63H173ZM242 62V61H241ZM15 63H16V61H15ZM26 63H28V61H26ZM101 63V62H100ZM105 63V62H104ZM108 63V62H107ZM135 63L137 64V63H139V62H137V61H135ZM165 63V62H164ZM9 64V63H8ZM17 64V63H16ZM23 64V63H22ZM71 64H73V63H71ZM96 64V63H95ZM94 64V65H95ZM110 64V63H109ZM108 64V65H109ZM113 64V63H112ZM143 64H144V62H143ZM146 64V63H145ZM147 64H151L152 65V63H147ZM160 64H161V62H160ZM215 64H216V62H215ZM220 65H221V63H219ZM223 64V63H222ZM13 65V64H12ZM26 65V64H25ZM63 65V64H62ZM97 65V64H96ZM100 65V64H99ZM156 65V64H155ZM158 65V64H157ZM162 65V64H161ZM164 65V64H163ZM171 65H173V64H171ZM209 65V64H208ZM214 65V64H213ZM16 66V65H15ZM69 66V65H68ZM75 66H76V64H75ZM137 66V65H136ZM158 66H160V65H158ZM167 66V65H166ZM177 66V65H176ZM179 66V65H178ZM211 66H212V64H211ZM219 66V65H218ZM2 67V66H1ZM17 67V66H16ZM25 67V66H24ZM36 67H38V66H36ZM72 67V66H71ZM82 67V66H81ZM80 67V68H81ZM90 67V68H89ZM143 67V66H142ZM149 67V66H148ZM147 67V68H148ZM168 67H169V65H168ZM171 67V66H170ZM180 67V66H179ZM207 67V66H206ZM220 67V66H219ZM13 68H15V67H13ZM20 68H21V66H20ZM63 68V67H62ZM73 68H74V66H73ZM83 68V67H82ZM85 68V67H84ZM109 68V67H108ZM145 68V67H144ZM156 68V67H155ZM162 68V67H161ZM175 68V67H174ZM64 69V68H63ZM70 69V68H69ZM77 69H79V67L77 68ZM77 69H75V70H77ZM111 69H112V67H111ZM116 69H117V67H116ZM159 69V68H158ZM157 68H156V70H158ZM167 69H169V68H167ZM183 69V70H184ZM204 69H207V68H204ZM4 70V69H3ZM17 70V69H16ZM36 70V69H35ZM68 70V69H67ZM74 70V69H73ZM82 70V69H81ZM88 70V71H89ZM118 70V69H117ZM144 70V69H143ZM163 70V69H162ZM162 70H161V72H162ZM173 70V69H172ZM171 70V71H172ZM179 70V69H178ZM9 70H7L6 71V74H8L7 72H8ZM13 71H14V69H13ZM33 72H34V70H32ZM65 71V70H64ZM83 71V70H82ZM146 71V70H145ZM149 71V70H148ZM147 71V72H148ZM159 71V70H158ZM163 71H165V70H163ZM12 71H10L9 73H11ZM29 72V71H28ZM30 72H31V70H30ZM40 72V71H39ZM91 72V71H90ZM103 72V71H102ZM109 72V71H108ZM150 72V71H149ZM160 72V73H161ZM167 72V71H166ZM183 72V71H182ZM188 72V71H187ZM186 72V73H187ZM191 72V71H190ZM198 72V71H197ZM15 73V72H14ZM13 73V74H14ZM22 73V72H21ZM24 73V72H23ZM41 73H42V71H41ZM75 73H78V74H80L78 71L77 72H75ZM95 73V72H94ZM112 73V72H111ZM114 73H116V70H115V72ZM120 73H121V76H124V74L126 73V71H125V69L122 67L121 68V70H120ZM157 73V72H156ZM163 73V72H162ZM173 73V72H172ZM5 74V73H4ZM3 74V75H4ZM27 74V73H26ZM40 74V73H39ZM44 74H45V71H44ZM59 74H60V72H59ZM71 75V77H69V78H64V73H63V70H62V77L64 78L61 82H60V85H58L57 87H58V91H66V92H68V94L70 95V96H72L77 102H81L82 101V99H83V86H93L94 85V83L91 81V80H89V78H87V76H84L83 74H81V75ZM91 74H93V72L91 73ZM101 74V73H100ZM110 74V73H109ZM143 74H145V73H143ZM142 74V75H143ZM149 74V73H148ZM168 74V73H167ZM181 74V73H180ZM180 74H179V77H180ZM185 74V73H184ZM184 74H182V75H184ZM200 74V73H199ZM0 75H1V73H0ZM15 75V74H14ZM29 75V74H28ZM27 75V76H28ZM55 74H53V76H54ZM67 75V74H66ZM112 75V74H111ZM117 75V74H116ZM115 75V76H116ZM120 75V74H119ZM147 75V74H146ZM164 75H165V73H164ZM10 76V75H9ZM13 76V75H12ZM16 76V75H15ZM19 76H20V74H19ZM52 76V75H51ZM57 76H60V75H57ZM107 76H109L108 74H107ZM149 76V75H148ZM155 76V75H154ZM185 76V75H184ZM183 76V77H184ZM194 76V75H193ZM215 76H216V79H217V81L218 82H216V88L215 89H217V91H218V93H219V95H220V97L222 98V96L223 97H225L224 95H226L227 96V98H230V99H232V100H234L235 102H234V105H233V109H232V119L233 118H235V121L237 122V120L236 119H238V120H241V119H244L245 121H246V119H247V117H249V112H248V106H247V104L249 103V100H250V98H251V95H252V93L255 91V90H253V88L255 87L254 85H255V80L254 79H256L257 81H259L260 82V89L258 90L259 91V97H260V100H261V102H262V104H264V82L262 81V80H264V59L262 58V59H257L256 61H251V62H243V63H241V64H233V62L232 63H230L229 65L227 64H224V68L223 69H221V70H217L216 71V74H215ZM7 75H6V77H2L3 78V80H5V78L7 79ZM18 77V76H17ZM24 77V76H23ZM30 78H31V76H29ZM99 77H101V76H99ZM151 79H152V77H151V74H150V76H149ZM161 77V76H160ZM159 77V82H160V78ZM168 77V76H167ZM178 77V76H177ZM9 78V77H8ZM13 78H15V77H13ZM28 78V77H27ZM26 78V79H27ZM33 78H34V75H33ZM36 78H39V77H36ZM49 78V77H48ZM47 78V79H48ZM106 78H108V77H106ZM124 78V77H123ZM123 78H120L121 79V81H122V79ZM128 78V77H127ZM134 78V77H133ZM143 78H144V81H145V77L143 76ZM155 78V77H154ZM164 78V77H163ZM182 78V77H181ZM211 77H209V75L207 74V71L205 72L204 71V76H203V80H202V85H201V87H204V88H206V87H208V84L210 85V83H211V79H210ZM1 79V78H0ZM10 79V78H9ZM22 79H24V78H22ZM45 79V78H44ZM51 79H54V77L53 78H50V80ZM56 79V78H55ZM57 79H58V77H57ZM61 79V78H60ZM59 79V80H60ZM104 79V78H103ZM113 79H115V78H113ZM129 79V83L130 84H133V79H132V77H130V78H128ZM167 79V78H166ZM173 79H174V77H173ZM183 79V78H182ZM181 79V80H182ZM187 79V78H186ZM188 81L184 84V85H181L179 88H177L176 87V93H177V97L179 98V99H181V98H184V97H186L188 94H187V92H188V90L191 88V87H193L194 85H195V80H196V77L194 76L192 79H190L189 77H188ZM2 80V79H1ZM17 80H18V78H17ZM30 80V79H29ZM34 80H36V79H34ZM49 80V81H50ZM96 80V79H95ZM105 80V79H104ZM137 80V79H136ZM143 80V79H142ZM164 80V79H163ZM168 80V79H167ZM178 80H179V78H178ZM185 80V79H184ZM7 81V80H6ZM6 81H4V82H6ZM10 80H8V82H9ZM12 81V80H11ZM10 81V82H11ZM13 81H14V79H13ZM24 81H26V80H24ZM114 81V80H113ZM119 81V80H118ZM152 81V80H151ZM150 81V82H151ZM171 80H169V82H170ZM174 81V80H173ZM2 82V81H1ZM9 82V83H10ZM16 82V81H15ZM28 82V81H27ZM31 82V81H30ZM35 82V81H34ZM40 82V81H39ZM38 82V83H39ZM47 82V80L45 81V83ZM109 82V81H108ZM123 82V81H122ZM121 82V83H122ZM125 82V81H124ZM138 83H139V81H137ZM158 82V83H159ZM164 81H162V83H163ZM167 82V81H166ZM182 82V81H181ZM26 83V82H25ZM36 83V82H35ZM106 83V82H105ZM127 83H128V80H127ZM145 83V82H144ZM148 83V82H147ZM146 83V84H147ZM161 83V84H162ZM168 83V82H167ZM183 83H184V81H183ZM4 84H7V83H4ZM12 84V83H11ZM31 84V83H30ZM124 84V83H123ZM152 84V83H151ZM160 84V85H161ZM8 85V84H7ZM25 85V84H24ZM40 85V84H39ZM48 85V84H47ZM140 85V84H139ZM145 85V84H144ZM148 85H149V83H148ZM156 85V84H155ZM160 85H158L159 87H160ZM165 85V84H164ZM167 85V84H166ZM173 85V84H172ZM172 85L170 86V87H172ZM178 85H179V81H178ZM205 85H206V87H205ZM213 85V84H212ZM9 86V85H8ZM29 86V85H28ZM34 86H36V85H34ZM44 86V85H43ZM115 86V85H114ZM119 86V85H118ZM117 86V87H118ZM11 87V86H10ZM31 87V86H30ZM48 87H50V86H48ZM56 86H54V88H57ZM121 87H123V86H121ZM124 87H125V85H124ZM163 87V86H162ZM165 87V86H164ZM168 87V86H167ZM211 87V86H210ZM4 88H6V86L4 87ZM8 88V87H7ZM16 88V87H15ZM29 88V87H28ZM35 88V87H34ZM46 88V87H45ZM44 88V89H45ZM105 88H106V86H105ZM104 88V89H105ZM109 88V87H108ZM132 88V87H131ZM138 88V87H137ZM148 88V87H147ZM158 88V87H157ZM161 88V87H160ZM203 88V89H204ZM212 88V87H211ZM22 89H23V86H22ZM33 89V88H32ZM47 89V88H46ZM45 89V90H46ZM95 89V88H94ZM100 89V88H99ZM150 89V88H149ZM162 89V88H161ZM173 89H174V87H173ZM202 89V90H203ZM19 90H20V88H19ZM36 90V89H35ZM44 90V91H45ZM119 90V89H118ZM124 90H126V87L124 88ZM124 90H122V91H124ZM159 90V89H158ZM157 90V91H158ZM163 90V89H162ZM168 90V89H167ZM17 91H18V89H17ZM16 91V92H17ZM22 91V90H21ZM31 91V90H30ZM29 91V92H30ZM38 91H40L39 90V88H38ZM43 91V92H44ZM57 91V92H58ZM108 91H109V96H106V97H109V98H111V96L112 97H114L113 95V92H112V90L110 89H108ZM120 91V90H119ZM133 91V90H132ZM134 91H136V90H134ZM160 91V90H159ZM158 91V93H160ZM11 92V91H10ZM15 92V91H14ZM13 92V93H14ZM33 92H34V90H33ZM35 92H37V91H35ZM42 92V91H41ZM42 92V93H43ZM121 92V91H120ZM174 92V91H173ZM196 92V91H195ZM25 93H26V91H25ZM32 93V92H31ZM123 93V92H122ZM133 93V92H132ZM138 93H139V91H138ZM167 94H168V92H166ZM194 93V92H193ZM204 93H205V89H204ZM218 93H216V94H218ZM28 94V93H27ZM34 94V93H33ZM35 94H37V93H35ZM40 94V93H39ZM39 94H38V96H39ZM46 94H47V92H46ZM55 94H57V93H55ZM62 94V93H61ZM63 94H64V92H63ZM108 94H106V95H108ZM129 94H131V93H129ZM143 94V93H142ZM163 94V93H162ZM170 94V93H169ZM187 94V95H186ZM210 94H211V92H210ZM209 94V95H210ZM3 95H4V93H3ZM23 95V94H22ZM41 95V94H40ZM45 95V94H44ZM94 95V94H93ZM125 94H123V96H124ZM127 95V94H126ZM208 95V96H209ZM254 95H255V93H254ZM13 96V95H12ZM42 97H43V94L41 95ZM122 96V97H123ZM163 96H165V95H162V98H163ZM194 96V95H193ZM196 96H198V95H196ZM201 96V95H200ZM203 96V95H202ZM22 97V96H21ZM58 97H59V95H58ZM62 97H65L64 95L62 96ZM68 97V96H67ZM125 97V96H124ZM129 97H131V96H129ZM128 97V98H129ZM138 97V96H137ZM153 97H155V95L153 96ZM167 97V96H166ZM177 97L175 98V100L177 99ZM211 97V96H210ZM253 97V96H252ZM56 98H57V96H56ZM85 98V97H84ZM91 97H89V99H90ZM159 98H161V97H159ZM161 98V99H162ZM205 98H207V97H205ZM213 98V97H212ZM219 98V97H218ZM221 98H219V99H221ZM27 99V98H26ZM25 99V100H26ZM70 99H72V98H70ZM92 99V98H91ZM108 99V98H107ZM111 99H113V98H111ZM130 100H132L133 101V98L131 99V98H129ZM203 99V98H202ZM218 99V100H219ZM222 99H224V98H222ZM255 99V98H254ZM6 100V99H5ZM60 100H61V98H60ZM75 100H73V101H75ZM99 100V99H98ZM129 100V101H130ZM139 100H140V98H139ZM138 100V101H139ZM160 100V99H159ZM165 100H166V98H165ZM173 100H174V98H173ZM183 100V99H182ZM228 100V99H227ZM9 101V100H8ZM32 101H34V100H32ZM65 101V100H64ZM86 101V100H85ZM128 101V102H129ZM135 101V103H136V101H137V99H135L134 100ZM163 101V100H162ZM171 101V100H170ZM203 101V100H202ZM209 101V100H208ZM215 101V100H214ZM16 102V101H15ZM68 102H69V100H68ZM76 102V103H77ZM88 102H91V100L90 101H88ZM87 102V103H88ZM152 102V101H151ZM161 102V101H160ZM165 102V101H164ZM176 102H178L177 100H176ZM183 102V101H182ZM189 102V101H188ZM193 102V101H192ZM195 102V101H194ZM193 102V103H194ZM13 103V102H12ZM17 103H18V101H17ZM39 103V102H38ZM37 103V104H38ZM92 103V102H91ZM89 104V105H93V103L92 104ZM97 103H98V101H97ZM103 103V102H102ZM129 103H131V102H129ZM187 103V102H186ZM202 103V102H201ZM207 103V102H206ZM210 103V102H209ZM6 104H7V102H6ZM21 104V103H20ZM29 104V103H28ZM81 104V103H80ZM83 104V103H82ZM98 104H100V103H98ZM188 104V103H187ZM199 104V103H198ZM213 104V103H212ZM14 105V104H13ZM19 105V104H18ZM24 105V104H23ZM29 105H31V104H29ZM33 105H35V104H33ZM110 105V104H109ZM121 105H124V104H121ZM138 105V104H137ZM178 105V104H177ZM189 105H191V104H189ZM207 105V104H206ZM68 106V105H67ZM79 106H81V105H79ZM86 106V105H85ZM87 106H88V104H87ZM160 106V105H159ZM181 105H179V107H180ZM184 106H186V109L187 108H189L188 107V105H184ZM197 107L199 106V105H196ZM222 106V105H221ZM95 107V106H94ZM142 107H143V105H142ZM192 107H194V106H192ZM78 108V107H77ZM144 108V107H143ZM218 108V107H217ZM260 108V107H259ZM23 109V108H22ZM46 109V108H45ZM88 109V108H87ZM200 109V108H199ZM198 109V110H199ZM220 109V108H219ZM227 109V108H226ZM77 110V109H76ZM80 110V109H79ZM78 110V111H79ZM107 110V109H106ZM182 110V109H181ZM181 110H180V112H181ZM189 110V109H188ZM14 111V110H13ZM98 111V110H97ZM114 111V110H113ZM190 111V110H189ZM202 111H204V110H202ZM22 112V111H21ZM24 112V111H23ZM26 112V111H25ZM81 112V111H80ZM85 112L86 113H88V111H86L85 110ZM96 112V111H95ZM115 112V111H114ZM179 112V111H178ZM206 112L208 113V111H205V114H206ZM216 112V111H215ZM17 113H19L18 111H17ZM43 113V112H42ZM42 113L40 114V115H42ZM118 113V112H117ZM173 113V112H172ZM212 113H213V111H212ZM211 113V114H212ZM251 113V112H250ZM46 114H48V113H46ZM127 114V113H126ZM125 114V115H126ZM174 114H175V110H174ZM195 114H197V112L195 113ZM213 114H215V113H213ZM15 115H16V113L14 114V117H15ZM21 115V114H20ZM20 115H18V116H20ZM23 115H24V113H23ZM22 115V116H23ZM39 115V114H38ZM45 115V114H44ZM43 115V117L45 118V116ZM50 115H52V114H50ZM49 114H48V116H50ZM99 114H97V116H98ZM105 115V114H104ZM124 115V116H125ZM198 115H200V114H198ZM197 115V116H198ZM210 115V114H209ZM220 115V114H219ZM251 115V114H250ZM17 116V115H16ZM54 116V115H53ZM100 116V115H99ZM178 116V115H177ZM193 116V115H192ZM196 116V115H195ZM194 116V117H195ZM201 116V115H200ZM206 116H208V114H206ZM214 116H216V115H214ZM220 116H222V115H220ZM224 116V115H223ZM2 117V116H1ZM11 117V116H10ZM29 117V116H28ZM27 117V118H28ZM51 117V116H50ZM57 117V116H56ZM58 117H59V115H58ZM120 117H122V116H120ZM126 117V116H125ZM129 117V116H128ZM3 118V117H2ZM19 118V117H18ZM21 118V117H20ZM19 118V119H20ZM25 118V117H24ZM46 118H48V117H46ZM52 118V117H51ZM67 118V117H66ZM70 118V117H69ZM103 118V117H102ZM199 118V117H198ZM203 118H205V117H203ZM214 117H212V119H213ZM16 119H17V117H16ZM19 119H18V121H19ZM26 119V118H25ZM25 119H23V120H25ZM39 119V118H38ZM37 119V120H38ZM49 119V118H48ZM56 119V118H55ZM58 119V118H57ZM62 119V118H61ZM68 119V118H67ZM125 119V118H124ZM133 119V120H132ZM191 119V118H190ZM189 119V120H190ZM211 119V118H210ZM214 119H216V120H218L217 118H214ZM214 119H213V122H214ZM3 120H6V121H8L9 122V120H7V118L6 119H4L3 118ZM2 120V121H3ZM13 120H15L14 118H13ZM28 120V119H27ZM32 120V119H31ZM35 119H33V121H34ZM37 120H35V121H37ZM40 120H42V119H39V121ZM74 120V119H73ZM99 120V119H98ZM131 120L132 121H134V118H132V116H131ZM135 120H137V118H135ZM184 120H185V118H184ZM228 120V119H227ZM234 120V119H233ZM1 121V122H2ZM17 121V122H18ZM125 121V120H124ZM130 121V120H129ZM139 121V120H138ZM219 121V120H218ZM249 121V120H248ZM0 122V123H1ZM20 122V121H19ZM22 122V121H21ZM25 122H26V120H25ZM42 122V121H41ZM54 122V121H53ZM59 122H60V120H59ZM80 122V121H79ZM153 122V121H152ZM229 122V121H228ZM261 122V121H260ZM4 123V122H3ZM2 123V124H3ZM12 123V122H11ZM30 123H31V121H30ZM37 123V122H36ZM36 123H35V126H36ZM43 123V122H42ZM47 123V122H46ZM72 123V122H71ZM134 123H136V122H134ZM150 123V122H149ZM161 123V122H160ZM191 123V122H190ZM193 123V122H192ZM196 123H197V121H196ZM196 123H194V124H196ZM2 124H0V126L2 125ZM20 124V123H19ZM22 124V123H21ZM38 124H39V122H38ZM49 124V123H48ZM47 124V125H48ZM52 124V123H51ZM55 124H57V123H55ZM63 124H65L64 122H62V124H61V126L63 125ZM68 124V123H67ZM78 124H80V123H78ZM119 124V123H118ZM154 124V123H153ZM212 124V123H211ZM7 125V124H6ZM9 125V124H8ZM12 124H10V126H11ZM13 125H14V122H13ZM23 125V124H22ZM24 125H25V123H24ZM26 125H28L27 123H26ZM30 125V124H29ZM215 125V124H214ZM4 126V125H3ZM17 127H18V125H16ZM20 126V125H19ZM31 126V125H30ZM30 126H28V129H30L31 127ZM32 126H33V128H34V124H32ZM39 126V125H38ZM38 126L36 127V128H38ZM41 126V125H40ZM44 125H42V127H43ZM60 126V125H59ZM188 126H189V123H187V122H181V123H179L177 126H176V134H177V131H179V133L180 134H182L183 133V135L184 134H186V133H188V132H186L187 131V128H188ZM195 127H196V125H194ZM193 126V127H194ZM198 126H200V125H198ZM2 127V126H1ZM8 127V126H7ZM6 127V128H7ZM16 127V128H17ZM21 127V126H20ZM30 127V128H29ZM62 127H64V126H62ZM62 127H61V129H62ZM190 127V126H189ZM194 127V128H195ZM215 127V126H214ZM222 127V126H221ZM11 128V127H10ZM9 128V129H10ZM46 128H48V127H46ZM59 128V127H58ZM84 128V127H83ZM108 128V127H107ZM174 128V127H173ZM199 128V127H198ZM203 128V127H202ZM209 128V127H208ZM1 129V128H0ZM3 129H5V127H3ZM24 130H25V128H23ZM27 129V130H28ZM60 129V128H59ZM66 129V128H65ZM88 129V128H87ZM92 129V128H91ZM113 129V128H112ZM122 129V128H121ZM175 129H174V131H175ZM193 129V128H192ZM196 129V131L198 130L197 128H195ZM14 130V129H13ZM17 130H18V128H17ZM16 130V131H17ZM23 130V131H24ZM32 130V129H31ZM36 130H38V129H36ZM63 130V129H62ZM94 130V129H93ZM101 130V129H100ZM173 130V129H172ZM189 130V129H188ZM194 130V129H193ZM202 130V129H201ZM208 130V129H207ZM215 130H216V128H215ZM7 131V129H5L4 130V132L5 133H8V132H6ZM10 131V130H9ZM11 131H12V129H11ZM29 131V130H28ZM41 131V130H40ZM72 131V130H71ZM124 131V130H123ZM191 131V130H190ZM196 131H194L195 133H197ZM211 131V130H210ZM208 132V133H212V131L211 132ZM2 133H3V131H1ZM20 132V131H19ZM25 132V131H24ZM32 132H33V130H32ZM36 132V131H35ZM49 132V131H48ZM55 132V131H54ZM91 132V131H90ZM150 132H151V130H150ZM158 132V131H157ZM214 132V131H213ZM1 133V134H2ZM4 133V134H5ZM15 134L17 133V132H14ZM34 133V132H33ZM32 133V137L30 136V138H33L34 137V134ZM53 132H51V134H52ZM56 133V132H55ZM86 133V132H85ZM89 133V132H88ZM87 133V134H88ZM112 133V132H111ZM191 133V132H190ZM254 133V132H253ZM9 134V133H8ZM8 134H7V137H9L8 136ZM18 134V133H17ZM16 134V136L18 137V135ZM19 134H21V133H19ZM23 134V133H22ZM28 134V133H27ZM50 134V133H49ZM57 134V133H56ZM59 134V133H58ZM57 134V136H60V135H58ZM91 134H93L92 132H91ZM153 134V133H152ZM174 134V133H173ZM3 135V134H2ZM2 135H0V137H2ZM14 135V134H13ZM29 135H31V132H30V134ZM39 135V134H38ZM46 135V134H45ZM44 135V136H45ZM53 135V134H52ZM52 135H50V136H52ZM75 135V134H74ZM81 135V134H80ZM171 135V134H170ZM175 135V134H174ZM173 135V136H174ZM182 135V136H183ZM194 135V134H193ZM255 135V134H254ZM5 136H6V134H5ZM12 136V135H11ZM16 136H14V137H16ZM46 136H49V135H46ZM56 136V135H55ZM124 136V135H123ZM169 136V135H168ZM172 136V137H173ZM185 136H187V135H184V137ZM213 135H211V137H212ZM215 136H216V134H215ZM257 136V135H256ZM19 137H20V135H19ZM26 137V136H25ZM35 137H36V135H35ZM42 137V136H41ZM150 137H152V136H150ZM181 137V136H180ZM188 137H189V135H188ZM3 138V137H2ZM5 138V137H4ZM13 138V137H12ZM21 138H22V136H21ZM21 138H20V140H21ZM24 138V137H23ZM26 138H28V139H30L29 138V136H27ZM43 138V137H42ZM74 138H76V137H74ZM84 138V137H83ZM93 138V137H92ZM136 138V137H135ZM171 138V137H170ZM191 138V137H190ZM10 139V138H9ZM8 138H7V140H9ZM13 139H15V138H13ZM12 139V140H13ZM17 139V138H16ZM15 139V140H16ZM27 139V140H28ZM52 139H54V138H52ZM57 139V138H56ZM78 139V138H77ZM128 139V138H127ZM137 139H139V138H137ZM149 139V138H148ZM151 139V138H150ZM154 139V138H153ZM174 139V138H173ZM253 139V138H252ZM264 139V138H263ZM2 140V139H1ZM1 140H0V143H1ZM14 140V141H15ZM18 140V139H17ZM16 140V141H17ZM24 140H25V138H24ZM27 140H26V142H27ZM34 140H35V138H34ZM37 140V139H36ZM40 140V139H39ZM48 140V139H47ZM47 140L46 141H44V142H46V143H44V144H48L47 143ZM76 140V139H75ZM129 140H130V138H129ZM175 141H176V139H174ZM186 140V139H185ZM184 140V141H185ZM211 140V139H210ZM254 140V139H253ZM4 141V140H3ZM14 141H12V143L14 144ZM31 141H33V139L31 140ZM49 141H50V139H49ZM48 141V142H49ZM52 141V140H51ZM54 141V140H53ZM136 141V140H135ZM146 141V140H145ZM259 141V140H258ZM263 141V140H262ZM19 142V141H18ZM17 142V143H18ZM23 142V141H22ZM34 142V141H33ZM36 142V141H35ZM56 141H54L53 143H55ZM71 142V141H70ZM132 142H133V140H132ZM140 142H142V141H140ZM8 143V142H7ZM21 142H19V144H20ZM38 143H40V142H38ZM41 143H42V145H40V146H43V142L41 141ZM51 142H49V145H51L50 144ZM137 143V142H136ZM145 143V142H144ZM176 143V142H175ZM257 143V142H256ZM23 144V143H22ZM25 144H27V143H25ZM28 144H30V143H28ZM137 144H140V143H137ZM7 145V144H6ZM32 145H34V144H32ZM39 145V144H38ZM45 145V146H46ZM73 145V144H72ZM87 145V144H86ZM121 145V144H120ZM3 146H5V141H4V145ZM2 146V147H3ZM8 146V145H7ZM7 146L5 147V148H7ZM11 146H12V144H11ZM17 146V145H16ZM19 146V145H18ZM25 146V145H24ZM31 146V145H30ZM52 146V145H51ZM54 146V145H53ZM145 146V145H144ZM0 147H1V145H0ZM9 147V146H8ZM26 147V146H25ZM32 147V146H31ZM34 147V146H33ZM54 147H56V145L54 146ZM141 147V146H140ZM149 147V146H148ZM4 148V149H5ZM10 148V147H9ZM15 148V147H14ZM29 148V147H28ZM28 148H26L27 150H28ZM36 148V147H35ZM41 148V147H40ZM44 148V147H43ZM143 148V147H142ZM147 148V147H146ZM258 148H260V146L258 147ZM19 149H21V148H19ZM24 149V148H23ZM31 149V148H30ZM58 149V148H57ZM57 149L55 150V151H57ZM68 149V148H67ZM151 149V148H150ZM9 151V149L7 148L6 149V151ZM49 150V149H48ZM51 150V149H50ZM49 150V151H50ZM102 150V149H101ZM161 150V149H160ZM165 150V149H164ZM5 151V152H6ZM15 151V150H14ZM14 151H12V152H14ZM16 151H18V148H17V150ZM20 151V150H19ZM19 151H18V155H19ZM22 151H24V150H22ZM34 151V150H33ZM37 151V150H36ZM46 151V150H45ZM52 151V150H51ZM60 151V150H59ZM76 151V150H75ZM103 151V150H102ZM101 151V152H102ZM147 151H148V149H147ZM146 151V152H147ZM10 152H11V149H10ZM29 153H30V151H28ZM28 152H27V155H28ZM53 152H54V150H53ZM52 152V153H53ZM145 152V153H146ZM34 153V155H35V152H33ZM32 153V154H33ZM49 153V152H48ZM55 153V152H54ZM53 153V154H54ZM57 153V152H56ZM99 153H100V151H99ZM148 153V152H147ZM146 153V154H147ZM2 154V153H1ZM6 154V153H5ZM10 154V153H9ZM15 154V153H14ZM17 154V153H16ZM50 154V153H49ZM52 154V155H53ZM84 154V158H83V160L81 161V163H83V166H84V164H85V154H86V152H84L83 153ZM101 154V153H100ZM4 155V154H3ZM3 155H1V156H3ZM8 155V154H7ZM18 155H17V157H18ZM30 155V154H29ZM34 155H31V156H34ZM94 155H95V153H94ZM148 155H149V153H148ZM147 155V156H148ZM154 155H156V153L154 154ZM5 156V155H4ZM22 156H24V154L22 155ZM26 156V155H25ZM24 156V157H25ZM45 156V155H44ZM139 156V155H138ZM150 156V155H149ZM157 156V155H156ZM155 156V157H156ZM9 157V156H8ZM12 157V155H10V158ZM15 157V156H14ZM21 157V156H20ZM51 157V159H52V156H50ZM135 157V156H134ZM174 157V156H173ZM28 157L26 156V158L25 159H27ZM32 158V157H31ZM30 158V159H31ZM46 158V157H45ZM44 158V159H45ZM75 158V157H74ZM96 158H97V156H96ZM95 158V159H96ZM143 158V157H142ZM1 159V158H0ZM5 159V158H4ZM8 159V158H7ZM13 159V158H12ZM18 159H20L21 160V158H19L18 157ZM29 159V158H28ZM29 159V160H30ZM50 159V160H51ZM56 159V158H55ZM81 159H82V157H81ZM94 159V160H95ZM147 159V158H146ZM152 159V158H151ZM6 160V159H5ZM9 160V159H8ZM46 160V159H45ZM117 160V159H116ZM115 160V161H116ZM136 160H138L137 159V157H136ZM145 160V159H144ZM150 160V159H149ZM161 160V159H160ZM179 160V159H178ZM23 161H25L26 162V160H24L23 159ZM31 161V160H30ZM38 161V160H37ZM40 161H41V159H40ZM46 161H48V160H46ZM99 161H100V159H99ZM118 161H119V159H118ZM164 161V160H163ZM180 161V160H179ZM184 161V160H183ZM21 162V161H20ZM42 162H44V161H42ZM95 162H97V161H95ZM123 162L125 163V164H127V165H129V167H131L132 165H134L133 164V162H135V159L133 158V157H128L127 159H123ZM123 162H121V163H123ZM141 162V161H140ZM189 162V161H188ZM18 163V162H17ZM28 163V162H27ZM27 163H25L24 165H26L27 166ZM31 163H32V161H31ZM31 163H28V165L30 164L31 165ZM38 163V162H37ZM36 163V164H37ZM70 163H72V162H70ZM103 163V162H102ZM101 163V164H102ZM108 163V162H107ZM119 163V162H118ZM123 163V164H124ZM137 163H139V162H137ZM142 163V162H141ZM109 164V163H108ZM113 164V163H112ZM120 164V163H119ZM144 164V163H143ZM146 164V163H145ZM153 164H154V162H153ZM160 164V163H159ZM158 164V165H159ZM165 164V163H164ZM187 164V163H186ZM35 165V164H34ZM82 165V164H81ZM87 165V164H86ZM91 165H94V163L93 164H91ZM107 165V164H106ZM121 165V164H120ZM127 165H126V167H127ZM184 165V164H183ZM33 166V165H32ZM36 166V165H35ZM95 166V165H94ZM109 166H111V165H109ZM125 166V165H124ZM148 166V165H147ZM152 166V165H151ZM29 168L28 169H30V166H28ZM96 167V166H95ZM100 167H101V165H100ZM99 167V168H100ZM118 167V166H117ZM116 167V168H117ZM121 167H123V166H121ZM139 167H141L140 165H139ZM138 166L137 167H135L134 166V168L132 167V168H128V169H123V168H121V169H119V170H117L116 169V171L114 172V173H112L111 174V176H110V173H109V176H110V178H108V179H104L103 177V179L104 180H107L108 182V184L106 183V185H108L109 186V184H110V186H112L113 188H112V191H113V193L111 192V193H109V194H107V193H102L101 195V197L100 198H96L97 200H96V202L94 203L96 206V208L95 209H92V204L90 205L91 207V209L92 210H95L96 212H93L91 209V211L89 210V209H87V210H89V212L86 210V208H84V210H82V209H78V210H74V212H75V214H73V223L71 224V226H69V231L71 232V234L73 233V235H72V238L71 239H73L72 241L73 242H83L84 244H82V243H80V244H82L83 246L84 245H86L85 246V248L82 250V248H81V250L83 251V252H85V253H88V252H90L91 251V249H92V247L91 246H93L94 244H97V243H99V242H101V238L103 237V239H105L106 238V240H108L110 243L109 244H111V242H112V244L114 243L113 241L118 237V238H120L121 240L122 239H124L125 237H129V236H132L133 238H135L134 237V235H135V233L137 232L136 231V229H137V227L138 226H141L142 227V229H143V233H145L146 235L144 236V234H143V236L144 237H148V234L149 235H151L152 234V232H153V229H152V227L148 224V216H153V213H154V211H155V209L157 208V206H155V205H152V204H150L148 201H146V199H144L146 196H147V193H148V189L149 188H151L150 186L148 187V185H146V182L144 181V179H143V176H142V172H141V170H140V168H139ZM186 167V166H185ZM36 169H37V166L35 167ZM59 168V167H58ZM91 168V167H90ZM94 168V167H93ZM153 168V167H152ZM158 168H160L159 166H158ZM163 168H165V166L164 167H162V169ZM170 168V167H169ZM181 168V167H180ZM184 168V167H183ZM12 169V168H11ZM25 169V168H24ZM57 169V168H56ZM60 169V168H59ZM62 169V168H61ZM85 169V168H84ZM102 169V168H101ZM105 169V168H104ZM145 169V168H144ZM148 169V168H147ZM32 170V169H31ZM89 170H91V169H89ZM96 169H94V171H95ZM97 170H98V167H97ZM106 170H108V165H107V168H106ZM110 170H111V168H110ZM151 171H152V169H150ZM155 170H157V169H155ZM168 170V169H167ZM171 170H173V169H171ZM23 171V170H22ZM26 171H28V170H26ZM34 171H35V169H34ZM143 171V170H142ZM161 171V170H160ZM170 171V170H169ZM168 171V172H169ZM174 171V170H173ZM30 172V171H29ZM32 173H33V170L31 171ZM30 172V173H31ZM36 172V171H35ZM37 172H38V170H37ZM74 172H75V170L74 169H66V171H65V173L63 174V176L60 178V179H58L57 181H56V183H55V186H56V190H60L61 189V187L62 186H68L69 184H70V179L72 178V175L74 174ZM91 172V171H90ZM99 172H101L100 170H99ZM103 172V171H102ZM110 172H112V171H110ZM147 172H148V170H147ZM146 172V173H147ZM158 172V171H157ZM180 172V171H179ZM15 173V172H14ZM13 173V174H14ZM17 173H18V171H17ZM24 173H27V172H24ZM23 173V174H24ZM30 173H27V174H29V176H30ZM94 173V172H93ZM92 173V174H93ZM104 173H106V172H104ZM108 173V172H107ZM145 173V172H144ZM149 173V172H148ZM21 174V173H20ZM20 174H17V177H19L18 175H20ZM26 174V175H27ZM34 174H36V173H34ZM79 174V173H78ZM86 174V173H85ZM173 174V173H172ZM15 175V174H14ZM13 175V176H14ZM98 175V174H97ZM101 175H102V173H101ZM151 175V174H150ZM180 175V174H179ZM16 176V175H15ZM80 176V175H79ZM100 176V175H99ZM98 176V177H99ZM153 176V175H152ZM188 176V175H187ZM27 177V176H26ZM32 177V176H31ZM34 177H36V176H34ZM97 177V178H98ZM151 177V176H150ZM169 177H170V175H169ZM184 177V176H183ZM90 178V177H89ZM94 179V180H97L98 181V179ZM101 178V176L99 177V179ZM145 178V177H144ZM149 178V177H148ZM171 178V177H170ZM181 178V177H180ZM14 179H16V178H14ZM22 179V178H21ZM23 179H24V177H23ZM26 179V178H25ZM34 179V178H33ZM39 179V178H38ZM38 179H34L35 181H37ZM151 180H152V178H150ZM162 178H160V180H161ZM172 179V178H171ZM182 179V178H181ZM19 180H20V178H19ZM27 180H28V178H27ZM29 180H30V178H29ZM150 180V181H151ZM154 180V179H153ZM183 180V179H182ZM33 181V180H32ZM85 181V180H84ZM149 181V182H150ZM22 182V181H21ZM25 182V181H24ZM39 182V181H38ZM72 182V181H71ZM90 182V181H89ZM95 182V181H94ZM104 182H106V181H104ZM162 182V181H161ZM160 182V183H161ZM15 183V182H14ZM26 183H28V182H26ZM76 183V182H75ZM93 183V182H92ZM100 183V182H99ZM102 183V182H101ZM151 183V182H150ZM25 184V183H24ZM32 184V183H31ZM31 184H29V185H31ZM88 184V183H87ZM95 184V183H94ZM167 184V183H166ZM27 185V184H26ZM25 185V186H26ZM79 185V184H78ZM84 185H86V184H84ZM101 185V184H100ZM104 184H102V186H103ZM152 185H154V184H152ZM28 186V185H27ZM34 186V185H33ZM37 186V185H36ZM94 186H96V185H94ZM93 186V187H94ZM101 186V187H102ZM107 186V187H108ZM162 186V185H161ZM254 186V185H253ZM32 187V186H31ZM39 187V186H38ZM75 187V186H74ZM90 187V186H89ZM92 187V186H91ZM100 187V186H99ZM105 187V186H104ZM155 187V186H154ZM22 188V187H21ZM24 188V187H23ZM26 188H28V187H26ZM30 188V187H29ZM63 188V187H62ZM65 188V187H64ZM77 188V187H76ZM79 188V187H78ZM162 188V187H161ZM242 188V187H241ZM250 188H252V187H250ZM72 189H74V188H72ZM96 189H99L98 187H96ZM96 189H94V191L96 190ZM101 189V188H100ZM108 189V188H107ZM106 189V190H107ZM111 189V188H110ZM254 189V188H253ZM77 190H79V189H77ZM82 190H83V186H82ZM86 190H89V188L88 189H86ZM109 190V189H108ZM159 190V189H158ZM162 190V189H161ZM22 191V190H21ZM61 191V190H60ZM93 191V190H92ZM102 191H104L103 189H102ZM150 191H152V190H150ZM154 191V190H153ZM241 191V190H240ZM35 192H37L36 190H35ZM109 192V191H108ZM157 192V191H156ZM244 192V191H243ZM21 193V192H20ZM77 193V192H76ZM78 193H80V192H78ZM84 193H85V191H84ZM89 193V192H88ZM91 193V192H90ZM125 193H127V195H128V202H126L125 200H124V198H123V194H125ZM161 193V192H160ZM36 194V193H35ZM38 194V193H37ZM81 194H82V192H81ZM93 194V193H92ZM95 194V193H94ZM97 194V193H96ZM249 194V193H248ZM18 195V194H17ZM74 195V194H73ZM72 195V196H73ZM80 195V194H79ZM82 195H84V194H82ZM98 195V194H97ZM100 195V194H99ZM255 195V194H254ZM263 195V194H262ZM1 196V195H0ZM77 196V195H76ZM81 196V195H80ZM148 196H149V194H148ZM160 196H162V195H160ZM242 196V195H241ZM53 197V196H52ZM95 197H98V196H95ZM95 197H91L92 199L94 198L95 199ZM159 197V196H158ZM157 197V198H158ZM164 197V196H163ZM70 198V200H71V197H69ZM89 198V197H88ZM87 198V199H88ZM91 198H90V202H91ZM148 199H149V197H147ZM249 198V197H248ZM0 199H2V196H1V198ZM12 199V198H11ZM78 199V198H77ZM86 199V198H85ZM84 199V200H85ZM87 199L85 200V201H87ZM93 199V200H94ZM126 199V198H125ZM253 199V198H252ZM3 200V199H2ZM7 200V199H6ZM20 200V199H19ZM157 200H159V198L157 199ZM243 200V199H242ZM245 200H247V199H245ZM9 201V200H8ZM72 201H76V200H72ZM71 201V202H72ZM161 201V200H160ZM173 201V200H172ZM250 201V200H249ZM20 202V201H19ZM70 202V203H71ZM78 202V201H77ZM94 202V201H93ZM153 202V201H152ZM163 202V201H162ZM232 202V201H231ZM64 203V202H63ZM73 203V202H72ZM88 203V202H87ZM86 203V204H87ZM161 203V202H160ZM228 203V202H227ZM244 203V202H243ZM18 204V203H17ZM16 204V205H17ZM61 204V203H60ZM67 204H69V203H67ZM75 205H76V202L74 203ZM163 204V203H162ZM224 204V203H223ZM222 204V205H223ZM4 205H6V204H4ZM14 205V204H13ZM21 205V204H20ZM19 205V206H20ZM74 205V206H75ZM82 205H84V204H82ZM81 205V206H82ZM152 205V206H151ZM161 205V204H160ZM67 206V205H66ZM162 206V205H161ZM166 206V205H165ZM54 207H55V205H54ZM58 207V206H57ZM85 207H87V206H85ZM15 208V207H14ZM45 208V207H44ZM62 208V207H61ZM77 208H78V206H77ZM81 208V207H80ZM94 208V207H93ZM18 210L20 209L19 207L17 208ZM38 209H39V207H38ZM50 209V208H49ZM48 209V210H49ZM64 209V208H63ZM67 209V208H66ZM253 209V208H252ZM2 210V209H1ZM42 210V209H41ZM164 210V209H163ZM240 210V209H239ZM257 210V209H256ZM8 211V210H7ZM39 211V210H38ZM46 211V210H45ZM59 211V210H58ZM57 211V212H58ZM66 211V210H65ZM73 211V210H72ZM72 211H70V212H72ZM172 211H173V209H172ZM250 211V210H249ZM3 212V211H2ZM9 212H11V211H9ZM18 212V211H17ZM52 212V211H51ZM55 212H56V210H55ZM54 212V213H55ZM67 212V211H66ZM174 212V211H173ZM172 212V213H173ZM1 213V212H0ZM5 213H6V211H5ZM13 213V212H12ZM22 213H23V211H22ZM21 213V214H22ZM34 213V212H33ZM36 213V212H35ZM62 213H64V212H62ZM68 213V212H67ZM73 213V212H72ZM210 213V212H209ZM4 214V213H3ZM49 214H50V211H49ZM57 214V213H56ZM161 214H162V212H161ZM176 214V213H175ZM178 214V213H177ZM17 215V214H16ZM68 215V214H67ZM5 216V215H4ZM32 216V215H31ZM40 216V215H39ZM50 216H51V214H50ZM55 216V215H54ZM158 216V215H157ZM161 216V215H160ZM163 216V215H162ZM177 216V215H176ZM225 216V215H224ZM239 216V215H238ZM9 217V216H8ZM14 217V216H13ZM57 217V216H56ZM59 217H61V216H59ZM234 217H236V215L234 216ZM16 218V217H15ZM14 218V219H15ZM51 218H54L53 216L51 217ZM71 218V217H70ZM157 218V217H156ZM160 218V217H159ZM164 218H166V217H164ZM17 219V218H16ZM49 219V218H48ZM56 219V218H55ZM55 219H53V220H55ZM241 219V218H240ZM11 220H13L12 218H11ZM18 220V219H17ZM16 220V221H17ZM35 220H37V219H35ZM52 220V219H51ZM59 220V219H58ZM152 220V219H151ZM243 220H245L244 218H243ZM9 221V220H8ZM56 221V220H55ZM71 221V220H70ZM154 221V220H153ZM157 221V220H156ZM235 221H237L236 220V218H235ZM234 221V222H235ZM32 222V221H31ZM35 222V221H34ZM47 222V221H46ZM57 222V221H56ZM56 222L55 223H53V221H52V223L53 224H55V225H53V226H56ZM244 222H246V221H244ZM252 222V221H251ZM3 223V222H2ZM16 223V222H15ZM35 223H37V221L35 222ZM60 222H58V224H59ZM64 223V222H63ZM62 223V225H64L65 226V224H63ZM157 223V222H156ZM155 222H154V224H156ZM158 223H159V221H158ZM157 223V224H158ZM163 223V222H162ZM225 223H226V221H225ZM31 224V223H30ZM46 224V223H45ZM49 224V223H48ZM216 224V223H215ZM238 224V223H237ZM244 224V223H243ZM14 225V224H13ZM38 225V224H37ZM44 225V224H43ZM43 225H42V227H43ZM236 225V224H235ZM245 225V224H244ZM250 225V224H249ZM10 226V225H9ZM35 226H36V224H35ZM51 226V225H50ZM50 226H48L49 227V229H51V227ZM58 226V225H57ZM63 226V227H64ZM251 226V225H250ZM7 227V226H6ZM5 227V228H6ZM13 227V226H12ZM22 227V226H21ZM59 227V226H58ZM252 227V226H251ZM33 228V227H32ZM39 228L42 230V228L41 227H39L38 226V228H37V230H39ZM44 228V227H43ZM217 228V227H216ZM228 228H229V226H228ZM233 228V227H232ZM241 228V227H240ZM47 229V228H46ZM54 228H52L51 230H50V232L53 230ZM66 229V228H65ZM91 230V233L90 232H87V230ZM199 229H201V228H199ZM251 229V228H250ZM54 230H56V229H54ZM60 230V229H59ZM89 230V231H90ZM138 230V229H137ZM211 230V229H210ZM255 230V229H254ZM5 231V230H4ZM225 231V230H224ZM19 232V231H18ZM26 231H24V233H25ZM29 232H31V231H28V233L27 234H29ZM33 232H34V230H33ZM46 233H47V230L45 231ZM49 232V233H50ZM62 233H63V231H61ZM60 232V233H61ZM21 233V232H20ZM23 233V232H22ZM37 233H38V231H37ZM44 233V232H43ZM52 233V232H51ZM53 233H55V231L53 232ZM224 233V232H223ZM32 234V233H31ZM48 234V233H47ZM58 234V233H57ZM64 234V233H63ZM70 234V235H71ZM139 234H140V232H139ZM218 234V233H217ZM232 234H233V232H232ZM252 234V233H251ZM3 235V234H2ZM1 235V236H2ZM46 235V234H45ZM45 235H43V237L45 236ZM62 235V234H61ZM65 235H66V233H65ZM156 235H157V233H156ZM244 235V234H243ZM247 235V234H246ZM260 235V234H259ZM11 236V235H10ZM21 236V235H20ZM32 236V235H31ZM30 236V237H31ZM36 236H38L37 234H36ZM56 236V235H55ZM54 236V237H55ZM138 236V234H136V237ZM227 236L229 237V235H228V233H227ZM233 236V235H232ZM236 236V235H235ZM250 236V235H249ZM16 237V236H15ZM19 237V236H18ZM22 237V236H21ZM25 237V236H24ZM40 237V236H39ZM38 237V238H39ZM51 237H53L51 234H48V238H47V236L45 237V240L47 241V242H45L44 240H41V238H40V240L41 241H43L42 243H40L41 245L44 243V246H46L48 243H50V242H52V240H53V238H52V240H51ZM57 237V236H56ZM60 238H61V236H59ZM71 237V236H70ZM242 237V236H241ZM256 237V236H255ZM63 238V237H62ZM67 238V237H66ZM68 238H69V235H68ZM126 238V239H127ZM141 238V237H140ZM149 238V237H148ZM254 237H252V239H253ZM257 238H260V237H257ZM13 239H14V237H13ZM28 239L29 240H31L29 237H28ZM36 239V241H37V237L35 238ZM44 239V238H43ZM56 239V238H55ZM70 239V238H69ZM71 239H70V241H71ZM120 239H118V240H120ZM145 239V238H144ZM156 239V238H155ZM226 239V238H225ZM244 239H247V238H244ZM20 240V239H19ZM26 240H27V238H26ZM32 240H34V239H32ZM120 240V241H121ZM127 240H129V239H127ZM126 240V241H127ZM135 240H136V238H135ZM142 241H143V239H141ZM146 240V239H145ZM228 240H229V238H228ZM239 239H237V241H238ZM257 240V239H256ZM263 240V239H262ZM67 241V240H66ZM69 241V240H68ZM71 241V242H72ZM138 238H137V243H138ZM179 241V240H178ZM217 241V240H216ZM219 241V240H218ZM231 241V240H230ZM10 242H11V240H10ZM15 242V241H14ZM22 242H24V241H22ZM21 242V243H22ZM27 243H29L28 241H26ZM38 242V241H37ZM55 242H58V240L56 241L55 240ZM65 242V241H64ZM116 242V241H115ZM123 242V241H122ZM136 242H133V243H136ZM140 242V241H139ZM145 242V241H144ZM155 242V241H154ZM176 242V241H175ZM212 242V241H211ZM238 242H240V241H238ZM245 242V241H244ZM243 242V243H244ZM31 243V242H30ZM30 243H29V245H30ZM46 243V244H45ZM52 243H54V242H52ZM52 243H50L51 245H52ZM103 243V242H102ZM106 243H107V241H106ZM259 243V242H258ZM18 244H20L19 242H18ZM23 244V243H22ZM22 244H20L19 246H21ZM33 244H35V242L33 243L32 242V244L30 245V246H33ZM37 244V247L36 248H38L39 247V245H38V243H36ZM55 244V243H54ZM64 244V243H63ZM68 244V243H67ZM66 244V245H67ZM69 244H71V243H69ZM69 244L67 245L68 247H73V246H69ZM73 244V243H72ZM75 244V243H74ZM73 244V245H74ZM87 244H89V245H87ZM103 244H105V243H103ZM111 244V245H112ZM117 244H119V243H117ZM122 244V243H121ZM129 244H131V243H129ZM128 244V245H129ZM140 244V243H139ZM175 244V243H174ZM233 244H234V242H233ZM4 245H5V243H4ZM10 245L12 246V244L10 243ZM14 245V244H13ZM16 245V244H15ZM40 245V246H41ZM51 245L49 246V247H51ZM61 245V244H60ZM81 245V246H82ZM100 245H101V243H100ZM107 245V244H106ZM106 245H104V248L103 249H105V247H106ZM132 245V244H131ZM250 245V244H249ZM249 245H247L249 248H250V246ZM256 245V244H255ZM261 245H264V244H261ZM7 246V245H6ZM5 246V247H6ZM9 246V245H8ZM23 246V245H22ZM26 246V245H25ZM27 246H28V244H27ZM57 246V245H56ZM58 246H59V244H58ZM66 246V247H67ZM75 246H76V244H75ZM78 246V245H77ZM76 246V247H77ZM80 246V245H79ZM80 246V247H81ZM94 246H99L98 244L97 245H94ZM116 246V245H115ZM118 246V245H117ZM119 246H120V244H119ZM130 246V245H129ZM136 246H137V244H136ZM140 246V245H139ZM168 246V245H167ZM4 247V246H3ZM16 247V246H15ZM29 247V246H28ZM27 247V248H28ZM41 247H43V246H41ZM47 247H48V245H47ZM61 247H62V245H61ZM61 247H59V248H61ZM126 247V246H125ZM241 247V246H240ZM262 247V246H261ZM17 248V247H16ZM19 248V247H18ZM25 248L26 247H23V249L25 250ZM26 248V249H27ZM56 248V249H55ZM54 249L55 250H57V248L58 247H55ZM65 248V247H64ZM64 248H62V249H60V251L58 250L57 251V253L59 252V256H60V258L59 259H61V257L63 258V256H65V257H67L68 255V248L67 249H64ZM96 248H98V247H96ZM100 248V247H99ZM102 248V247H101ZM106 248H108V247H106ZM116 248V247H115ZM149 248V247H148ZM152 248V247H151ZM233 248V247H232ZM8 249V248H7ZM13 249V248H12ZM29 249H30V247H29ZM48 249V248H47ZM52 249H53V246H52ZM52 249H50L49 248V253H52V252H50V250H52ZM78 249V248H77ZM80 249V248H79ZM94 249V248H93ZM108 249H110V246H109V248ZM120 249V248H119ZM119 249H117L118 251H119ZM126 249V248H125ZM141 249V248H140ZM143 249V248H142ZM164 250V248L162 247L161 248V250ZM170 249V248H169ZM174 249H175V247H174ZM174 249H172V250H174ZM260 249V248H259ZM20 250V249H19ZM23 250V252H25L26 253V251H24ZM28 250V249H27ZM31 250H33V249H31ZM36 250V249H35ZM34 250V251H35ZM54 250V251H55ZM70 250V249H69ZM76 250V249H75ZM96 250V249H95ZM99 250V249H98ZM101 250V249H100ZM146 250V249H145ZM148 250V249H147ZM239 250V249H238ZM245 245H243L242 247H241V249H240V251L241 252H243L244 254H245ZM250 250V249H249ZM3 251H4V248H3ZM8 251V250H7ZM10 251V250H9ZM30 251V250H29ZM48 251V250H47ZM74 251V250H73ZM80 251V250H79ZM114 251V250H113ZM121 251V250H120ZM137 251H139V250H137ZM175 251V250H174ZM208 251H209V249H208ZM255 251H257V250H255ZM259 251V250H258ZM262 251H263V249H262ZM12 252V251H11ZM11 252H7L8 254L9 253H11ZM20 252V251H19ZM18 252V253H19ZM22 252V251H21ZM35 252H37V251H35ZM35 252H32V254L33 253H35ZM46 252V251H45ZM44 252V249H43V252L41 253V251H40V253L41 254H37L36 256H35V258H34V263L35 264H48V260L50 259H48L47 258V255H46V253ZM56 252V251H55ZM72 252V251H71ZM70 252V253H71ZM76 252V251H75ZM92 252V251H91ZM95 252V251H94ZM127 252H128V249H127ZM126 252V253H127ZM133 252V251H132ZM163 251H161V253H162ZM166 252V251H165ZM168 252V251H167ZM166 252V253H167ZM235 252V251H234ZM4 253H5V251H4ZM3 253V254H4ZM18 253H17V255H16V253L14 252V254H15V257L17 256V259H19L20 260V258L22 257H20V258H18ZM70 253H69V255H70ZM103 253V252H102ZM114 253V252H113ZM112 253V254H113ZM124 253V252H123ZM123 253H121V254H123ZM131 253V252H130ZM175 253V252H174ZM0 254H1V252H0ZM26 254H29L30 255V253H26ZM53 254V253H52ZM90 254V253H89ZM119 254V253H118ZM133 254V253H132ZM168 254H170V253H168ZM211 254V253H210ZM246 254H247V251H246ZM249 254V253H248ZM4 255H6V254H4ZM12 253H11V258H12ZM21 255V254H20ZM53 255H55V253L53 254ZM57 255V256H58ZM77 255V254H76ZM83 255V254H82ZM120 255V254H119ZM127 255H128V253H127ZM130 255V254H129ZM163 255V254H162ZM14 256V255H13ZM26 256V255H25ZM33 256V255H32ZM72 256V255H71ZM71 256H70V258H71ZM74 256V255H73ZM89 256V255H88ZM114 256V255H113ZM117 257H118V255H116ZM124 256V255H123ZM171 256H172V254H171ZM2 257H4V256H0V258H2ZM14 257V258H15ZM50 257H52L51 256V254H50ZM83 257V256H82ZM90 257H91V255H90ZM89 257V258H90ZM93 257H95L94 255H93ZM105 257H107V256H105ZM115 257V256H114ZM116 257V258H117ZM249 257H250V254H249ZM263 257V256H262ZM14 258H12L11 260L13 261V259ZM26 259H27V257H25ZM25 258H22V259H25ZM68 258V257H67ZM70 258H68V259H70ZM75 258V257H74ZM109 258V257H108ZM126 258V257H125ZM141 258V257H140ZM172 259H173V257H171ZM175 258V257H174ZM176 258H177V255H176ZM235 258V257H234ZM247 258H248V255H247ZM252 258V257H251ZM255 258V257H254ZM5 259H6V257H5ZM16 259V261H18ZM53 259H55L56 260V258L55 257H53ZM64 259V258H63ZM66 259V258H65ZM83 259V258H82ZM113 259V258H112ZM123 259V258H122ZM121 259V260H122ZM208 259V258H207ZM214 259V258H213ZM224 259V258H223ZM245 259V258H244ZM6 260H8V256H7V259ZM62 260V259H61ZM71 260V259H70ZM128 260V259H127ZM167 260V259H166ZM10 262L11 264H14V262ZM15 261V260H14ZM15 261V263H17V264H22V263H20V262H16ZM27 261V260H26ZM57 261V260H56ZM74 261V260H73ZM86 261V260H85ZM88 261V260H87ZM93 261H94V259H93ZM170 261V260H169ZM227 261V260H226ZM232 261V260H231ZM246 261V260H245ZM251 261V260H250ZM3 262V261H2ZM23 262V261H22ZM28 262V261H27ZM54 263H55V261H53ZM58 262H60L59 260H58ZM62 262V261H61ZM71 262V261H70ZM107 262V261H106ZM120 262V261H119ZM173 262H174V260H173ZM184 262V261H183ZM229 262V261H228ZM234 262V261H233ZM4 263H6V262H4ZM51 263V262H50ZM63 263V262H62ZM62 263H60V264H62ZM68 263V262H67ZM78 263V262H77ZM90 263V262H89ZM88 263V264H89ZM117 263V262H116ZM247 263H249V262H247ZM254 263V262H253ZM8 264V263H7ZM25 264H26V262H25ZM53 264V263H52ZM56 264V263H55ZM59 264V263H58ZM64 264V263H63ZM81 264V263H80ZM83 264V263H82ZM85 264H87L86 262H85ZM110 264V263H109ZM122 264V263H121ZM173 264V263H172ZM189 264V263H188ZM222 264H223V262H222ZM234 264V263H233ZM257 264V263H256Z\"/></svg>","mask_w":264,"mask_h":264}]
</instances>
